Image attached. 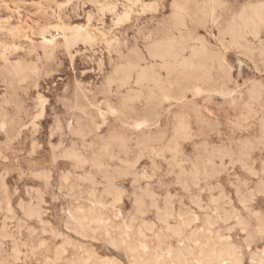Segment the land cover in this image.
Listing matches in <instances>:
<instances>
[{"label": "rangeland", "instance_id": "rangeland-1", "mask_svg": "<svg viewBox=\"0 0 264 264\" xmlns=\"http://www.w3.org/2000/svg\"><path fill=\"white\" fill-rule=\"evenodd\" d=\"M127 1H129V2L131 1V2L129 3ZM209 1L211 2V5L214 7L212 9V14H211V15H213V17H211V15L204 17L205 8L210 4ZM216 1L215 0H206V1L205 0H180V1L179 0H156V1L155 0H125V1L124 0H0V56H2V57H0V74H1L0 75V77H1L0 82L1 81L3 82V83L2 82L0 83V101H1L0 102V115H1L0 116V122L2 123V124L0 123V174H1L0 175V179H1L0 180V186H1L0 187V191H1L0 192V194H1V197H0V233L4 232L3 234H1L2 236L0 235V237H1L0 238V254H1L0 255V264H22V263H24V264H52V263L53 264H71V263L72 264H82V263L83 264H96V263L97 264H130V263H132V264H136V263L137 264H154V263L158 264L160 262H161L160 264H169L172 261H174V263L172 262L173 264H175V263L176 264H179V263L180 264H182V263L183 264H194V263L195 264H197V263L198 264H201V263L206 264V262H205L206 259L204 257L205 253L208 254V251L211 249L219 250L220 248L218 246H220L221 249H223V250L229 249L231 252L234 253L235 256L238 255L237 256V261H238L237 264H255V263L256 264H264V224H263L264 223V190L262 188V186L264 187V182H263L264 181L263 180L264 179V164L262 165V163H264V147H263L264 146V138H263L264 137V134H263L264 133V123H263L264 122V113H263L264 112V105H263V103H264V95H263L264 94V88H263L264 87V66H263L264 60L263 59H264V57H262V56H264V54H263L264 45H262V44H264V25H263L264 23L260 24V26L258 25L256 27L257 30L255 29L254 31H252V33L250 32V33L243 34V38H244L243 40L244 41L242 39H240V42L238 41L237 43H235L231 39L230 35H228L227 31H226V29L229 25L228 23H231V21L233 22L235 19H237V21H238V18L234 19V16L238 17L239 14L242 12V9L244 10V9L249 8L250 6H252V7L254 6V7H259V8L261 7L262 8L261 10L264 12V2H263L264 0H227V1L226 0H220V1L216 0ZM258 1H261V2L259 3ZM195 2L200 3V4H197V3L195 4ZM214 2L216 3L215 5H214ZM219 2H220V4H218ZM232 2H233V5L231 4ZM256 2H257V4H256ZM148 3L150 5H148ZM171 3H172V6H170ZM176 3L182 4L185 8L184 11L182 12L183 18L181 17L183 22L179 26H175V22H174L175 15L177 13V10H176L177 4ZM235 3H237V5H235ZM243 3H244V5H243ZM250 4H252V5H250ZM143 5H145V6H143ZM219 5H221L220 8H219ZM242 6H244V7H242ZM103 7H105V10ZM120 7L121 8L123 7V8L121 9ZM215 7H217V8H215ZM148 8L151 10H149ZM154 8L156 9V11ZM227 8L229 9V11ZM123 9H125L126 11ZM171 9L173 12H171ZM215 9H217V10L215 11ZM106 10L108 13L106 12ZM197 10H198V12H197ZM231 10H232V13H231ZM119 11H121V12H119ZM101 12H102V14H101ZM109 12H111V13H109ZM199 12L203 13V14L200 13V14H202V16H199L200 15ZM114 13H115V15H114ZM141 13L142 14L144 13V14L142 15ZM183 13H185V15H183ZM188 13H190V14H188ZM140 14H141V16H140ZM169 15H171V17H169ZM228 15H230V16H228ZM194 17L197 19H195ZM159 18H161V19H159ZM97 19H98L99 23L97 22ZM151 19L154 23L151 21ZM169 19H172V20H169ZM163 20H164V22H163ZM206 20H207V22H205ZM113 21H115V22H113ZM201 21H204V22H202L204 24H202ZM220 21H221V23H220ZM150 22H152V23H150ZM158 23H159V25H157ZM169 23H171V24H169ZM197 23H199V24H197ZM160 24H161V26H160ZM183 24H184V27H183ZM191 24H193L194 26ZM141 25H143V26H141ZM52 26H54V27H52ZM85 26H87V27H85ZM180 26H182V27H180ZM215 26H217V27H215ZM162 27H164V28H162ZM203 27H204V29H203ZM59 28H62L63 30L62 29L60 30ZM144 28H146L147 30ZM174 28H175V30H174ZM220 28H222V29H220ZM148 29L150 30L149 32L151 34H149ZM185 29H186V31H185ZM193 29H195V31ZM223 29H224V31H222ZM97 30L100 33L97 32ZM125 31H127V32H125ZM162 31L164 32V34H162ZM166 31H168V32L166 33ZM101 32L103 34L105 33V35H101L102 34ZM120 33H121V35H120ZM124 33H126V34H124ZM142 33H143L144 37H143ZM219 33H221V34H219ZM195 34L198 35L200 37V39H198V36H195ZM217 34H219V35H217ZM246 34H249V35H246ZM255 34H257L258 36ZM50 35L52 36V38ZM88 35H90V37ZM164 35L166 37H168V36L172 37L173 36L177 39H182L188 43L189 47H192L193 45L194 46L197 45L196 47H199L200 43H201L207 49V51H210V54L213 57V60L214 59L215 60L213 62H205L204 63L203 60H200L201 57H197V58L195 57V59H194V56L191 54L190 49H187L184 52L185 55H183L182 58L186 59L188 62H191L193 64L194 68L193 69H187L182 74V72H179L180 70L177 66H173L174 70L172 69L173 71H170V73L172 72L171 76H170V74H168L169 72L166 73L165 70L161 67L162 63L159 60H153V59L150 60L151 58L150 57L148 58V51L146 53V50L153 43L161 41V39L165 38ZM178 35L181 38H179ZM188 35H190V36H188ZM56 36H58V37H56ZM64 36H66V37H64ZM105 36H107V37H105ZM116 36H117V38H115ZM194 36H195V38H194ZM226 36H228V37H226ZM62 37L65 40L62 39ZM93 37L94 38L96 37V38L94 39ZM190 37H192V38H190ZM187 39H189V41ZM32 40H33V42H32ZM66 40H67V42H66ZM123 40H125V41H123ZM230 40L233 42H231ZM51 41L53 43H51ZM198 41H199V43H198ZM226 41H227V44H226ZM108 42L111 44H109ZM189 42H191V43H189ZM230 42H231V44L233 43L235 49L233 48V45L231 46L230 44H228ZM238 44H239V46H235ZM1 45H3V46H1ZM4 45L7 47H5ZM66 45H68V46H66ZM114 45H115V47H114ZM228 45L231 47L229 48ZM240 45H241V47H240ZM254 46H257V47H254ZM3 47H5V48H3ZM109 47H111V48L109 49ZM144 47H146L147 49ZM50 48H52V49H50ZM67 48H68V50H67ZM134 48H135V50H133ZM228 48H229V51H228ZM244 48H246V50H244ZM107 49L110 50V52ZM129 50H131L132 53H130ZM212 50H213V52H212ZM230 50H231V52H230ZM250 50L252 51V53L250 52ZM134 51H136L135 52L136 54H134ZM13 52L16 54H14ZM223 52H224V55H223ZM2 53H5V54L2 55ZM8 53L10 54L11 58H10V56H8L9 55ZM11 53H13L14 55ZM127 53H128V55H127ZM141 53H143V54H141ZM213 53H215V54H213ZM17 54H19V55H17ZM121 54H122V56H121ZM123 54H125L126 56ZM235 54H237V55H235ZM253 55L254 56L256 55L255 59H254ZM258 55H260V56H258ZM4 56L5 57L8 56L9 58L7 57V59H6V58H4ZM39 56H40V58H39ZM251 56H252V58H251ZM127 57H128V59H127ZM215 57H217V60ZM137 58L141 59V63H140L141 68L142 69L147 68V69L143 70L147 73V75L151 74V71L153 73H157L156 80H158L159 82H157V81L153 82L150 80L148 81V79H146V81L138 82V79H136L137 75L135 74V72L131 73L130 77L125 82H122L119 79L118 74H117V70L125 67L127 62L130 59H137ZM142 58H144L143 59L144 62H142ZM235 58H237V59H235ZM249 59H251V61ZM5 60H6V62L8 61L7 65H6ZM19 60H20V62H19ZM218 60H219V62H218ZM99 61H101V62H99ZM197 61H199V62H197ZM238 61H239V63H238ZM17 62H19L18 65H17ZM35 62H36V64H35ZM258 62H260V63H258ZM10 63H12L13 66L10 65ZM121 63L123 65L125 63L126 64L123 66ZM153 63H154V65H153ZM200 63L204 64L203 69H197L196 70L197 66ZM116 65H119V66H116ZM3 66H4V68H3ZM11 66H12V68H11ZM18 66H19V68H18ZM217 66H218V68H217ZM261 66H262V68H261ZM209 67H210V70L207 69ZM220 67H221V71H220ZM239 67H241L240 68L241 70L239 69ZM150 68H152V69H150ZM226 68H229L230 70L226 69ZM6 69H8L9 72L6 71ZM34 69H36V70H34ZM212 69H213V71H211ZM224 69H226V70H224ZM1 71H3V72H1ZM197 71H199V72H197ZM207 71H208V74H206ZM184 73H185V75H184ZM203 73H205V75ZM23 74H25V76ZM167 74H168V76H166ZM200 74L202 75V77ZM5 75L7 78L5 77ZM14 75H16V77H14ZM182 75H184L186 77L184 78ZM188 75H190V77H193V78L189 79ZM207 75L208 76L211 75L210 76L211 78L208 77ZM21 76H23V78H26V76H27L28 78H26V80L24 79V81H23V78ZM176 76H178V79ZM205 76H206V78H205ZM226 76L229 78H227ZM13 77L15 79H13ZM165 77H166V79H165ZM106 78H108L109 80H107ZM195 78H196V81L194 80ZM17 79L20 81H18ZM110 79L112 81H110ZM182 79L183 80L185 79L186 81L185 80L183 81ZM188 79H189V81H187ZM210 79H211V81H209ZM237 79H238V81H237ZM180 80H182L183 82ZM6 81H8L9 83ZM16 81H17V83H16ZM103 81H105V82H103ZM235 81H237V82H235ZM4 82H6V83H4ZM189 82H191L193 85ZM215 82H216V84H215ZM249 82H251V83H249ZM253 82L258 83V84H256L257 86ZM259 82H260V85H259ZM262 82H263V84H262ZM28 83L30 84V87H32V88L29 87ZM31 83H34V84H31ZM135 83H137V84H135ZM151 83H154V84L152 85ZM156 83H158V84H156ZM159 83H160V85H159ZM173 83H175L176 85ZM183 83H184V86H182ZM208 83L209 84L211 83L210 84L211 86ZM223 83L225 84V86L226 85L227 86L224 87ZM180 84H182V85H180ZM194 84H196V86ZM7 85H9V86H7ZM99 85H100V87H99ZM136 85H138L139 87ZM11 86L13 88L15 87L16 89L14 88L15 89L14 90ZM21 86H25V88L21 87ZM140 86L143 87V89H140ZM144 86H145V88H144ZM202 86H204V88ZM252 86H255L256 88L252 89V88H254ZM183 87H184V89H182ZM2 88H4V89H2ZM153 88L157 89V90H154ZM191 88H192V90H191ZM12 89H13V91H12ZM18 89L20 92L18 91ZM87 89H88V91H86ZM103 89L105 91H103ZM133 89L136 91H134ZM193 89H194V91H193ZM209 89H210V91H209ZM212 89H214V90L217 89V90H215L216 91L215 92ZM258 89L259 90L261 89V90L259 91ZM10 90H11V92H10ZM106 90L109 91L110 93L107 92ZM129 90H131V91H129ZM151 90H153V91H151ZM175 90L177 91V93ZM179 90L181 92H179ZM219 90L221 91V93L219 92ZM230 90L232 91L231 92L232 95L229 93ZM251 90L252 91L254 90L253 93ZM92 91H94V92H92ZM150 91L153 93H151ZM16 92H18V93H16ZM161 92L162 93L164 92L165 95H164V93L162 94ZM167 92L169 94H167ZM185 92H186V95L184 94ZM193 92L197 93V95H195V93H193ZM254 92H255V94H254ZM14 93H15V95H14ZM125 93H127V94H125ZM190 93H192L193 95ZM259 93H260V96H259ZM261 93H263V94H261ZM17 94L19 96L18 97L19 100L17 99V96H16ZM151 94L154 95L155 97L152 96ZM219 94H222V95L220 96ZM226 94H228V95H226ZM229 94L231 96H229ZM248 94L249 95L253 94V95L249 96ZM105 95H107V96H105ZM130 95H132V96H130ZM223 95L226 97H224ZM9 96H11L12 98ZM13 96H16V97H13ZM182 96H183V98H182ZM61 97H63V98H61ZM114 97H116L117 99ZM120 97H123V98H120ZM127 97H128V100H126ZM139 97H141V98H139ZM146 97H147V99H146ZM178 97H179V99H178ZM14 98H16V99H14ZM105 98H106V100H105ZM118 98H120V99L118 100ZM160 98L162 100H160ZM12 99H14V101ZM36 99H38V102ZM45 99H47V100H45ZM69 99L72 101V103H70L71 101ZM88 99H89V101H88ZM172 99H174V100L172 101ZM15 100H17V101H15ZM44 100H45V102H44ZM108 100H109V102H108ZM129 100H131L130 101L131 103H129ZM178 100H180V101H178ZM32 101H34V102L32 103ZM117 101H118V103H117ZM122 101H123V103H122ZM149 101L150 102L152 101V102L148 103ZM160 101H161V103H160ZM247 101H248V103H246ZM19 102L21 103V105ZM76 102H77V104H76ZM83 102H85V103H83ZM153 102L155 104L156 103L157 104L153 105ZM7 103H8V105H7ZM47 103H49V104H47ZM106 103H108V105ZM208 103H210V104L208 105ZM258 103L260 105H258ZM40 104H41V108L39 106ZM78 104H80V106ZM129 104H130V106H129ZM168 104H170V105H168ZM250 104H253L254 106L250 105ZM3 105L6 107H4ZM82 105H85V106L82 107ZM143 105H146V106H143ZM195 105L197 108L195 107ZM204 105H205V107H203ZM249 105L254 110L252 108H250V109H252L250 111ZM86 106H88V107H86ZM107 106H108V108H107ZM155 106H157L156 109H155ZM235 106H237V107H235ZM255 106H257L259 111ZM149 107H150V110H149ZM184 107L186 108V110ZM19 108H21V110ZM87 108H89V109H87ZM217 108H219V109H217ZM262 108H263V110H261ZM141 109H142V111H140ZM196 109H197V111H195ZM34 110H36V111H34ZM125 110L127 111V113ZM164 110H166V111H164ZM219 110H220V112H219ZM5 111H6V114H5ZM145 111L147 113L149 112L150 114L149 113L147 114ZM193 111H194V113H193ZM1 112H3V113H1ZM142 112L145 114L142 115ZM152 112H154V113H152ZM180 112L182 114L187 112L188 114L187 113L184 114L183 115L184 119H182V115H180ZM196 112L198 115L196 114ZM247 112L249 113L248 115H250L251 117L246 115ZM260 112H261V114H260ZM117 113L121 114V116ZM136 113H138L139 115ZM175 113L179 116H177ZM14 114H15V116H13ZM16 114H17V116H16ZM24 114H25V116H23ZM56 114H57V116H56ZM135 114H136V116H135ZM153 114L155 115L154 118H153ZM156 114L159 115V117L156 116ZM167 114H169V115L171 114L170 118H169V115L167 116ZM35 115H37V116H35ZM131 115H133L132 118L129 117ZM146 115L149 116L148 118H151V120L147 119ZM194 115H196V116H194ZM90 116H92V117H90ZM123 116H125V117H123ZM16 117H18L17 120L20 119L22 121V123H20L21 122L20 120L17 121ZM78 118L81 119V122H80V120H78ZM126 118H128V120ZM133 118L136 120V122H135V120H133ZM167 118L169 120H167ZM173 118H174V120H173ZM179 118H181L182 121ZM129 119H131V120H129ZM146 119L148 120V122ZM177 119L180 122H178ZM199 119L203 121L202 124L200 123L202 121H200ZM253 119H255V121ZM55 120H57V121H55ZM83 120H86V121H83ZM188 120L190 121L191 124L189 123ZM195 120H196L197 124H194ZM15 121H17V122H15ZM168 121L170 123H172V125L169 124ZM258 121L260 122V124ZM86 122H89V123H86ZM134 122H135V124H134ZM176 122H177V124H176ZM181 122H183V124ZM53 123H57V124H53ZM81 123H83V124L81 125ZM85 123L89 124V125H86ZM179 123L181 124V126L183 125V127H186L188 130H186V128L184 129L183 127L181 128V126H180V128H178L179 130L176 131V128L179 127V126H177ZM19 124H21V125H19ZM35 124H38V125H35ZM139 124H141V125L138 126ZM174 124L176 125V127L174 126ZM203 124H204V126L207 125L206 127H208V128L206 129V127H204ZM214 124H216V125L213 127ZM60 125L63 127L61 128ZM209 125H210V127H209ZM1 126H4V127H1ZM81 126H82V128H80ZM87 126H89L90 128ZM165 126H167V127H165ZM15 127H16V129H15ZM55 127H56V130H54ZM72 127H73V129H72ZM169 127H170V129H168ZM190 127H192V128H190ZM211 127H213V128L211 129ZM1 128L3 129V131H1L2 130ZM9 128H10V130H9ZM49 129L51 132L48 131ZM68 129H70V130H68ZM81 129H83V130H81ZM90 129H92V130H90ZM129 130H131V131H129ZM156 130H158V132H156ZM170 130H172V132ZM52 131H53V134L51 135ZM54 131H57L58 133L54 132ZM61 131L63 132V134ZM69 131L73 134L69 133ZM173 131H175V133ZM81 132H83V134ZM188 132H189V134H188ZM5 133L8 135H6ZM144 133H146V134H144ZM156 133L159 135H157ZM176 133L177 134L179 133V134L177 135ZM182 133L185 135L182 136L183 135ZM194 133H196V134H194ZM118 134L120 137L119 136L117 137ZM160 134L163 136H161ZM180 134H181V136H179ZM56 135H57V137H56ZM87 135H89V136H87ZM130 135H131V137H130ZM172 135H174L175 138ZM186 135H188V136L190 135V136L187 137ZM126 137H128V139ZM159 137L162 139H160ZM179 137L180 138L183 137V138L180 139ZM110 138H112V139H110ZM138 138L142 139V140L139 141ZM144 138H146L145 140H147L148 145L146 144V142H144L145 141V140H143ZM155 138L156 139L159 138V139L155 141ZM118 139L120 141H118ZM148 139L151 141H149ZM75 140H77V141H75ZM111 140H112V142H111ZM184 140L186 141V143L184 142ZM255 140H257V141H255ZM68 141H70V142H68ZM113 141H114V143H113ZM170 141H172V142L170 143ZM178 141H180L181 143ZM237 141H238V145H237ZM79 142L83 143V144H80ZM94 142H96V143H94ZM121 142L123 143L125 149L123 148V145L121 144ZM101 143H103L105 145H102ZM149 143L150 144L152 143L151 144L152 146ZM162 143H165V144H162ZM209 143H211V144L209 145ZM222 143H224V144H222ZM40 144H41V146H39ZM57 144L59 146V149H58ZM94 144H95V146H94ZM96 144H99V146ZM106 144H107V146H106ZM153 144H156V145H153ZM112 145H115L116 147L114 146V148H113ZM118 145L121 147H119ZM190 145H192V146H190ZM56 146H57V148H56ZM203 146H204V149L206 151L202 148ZM252 146H254V147H252ZM53 147H55V150ZM80 147H82V148H80ZM89 147H92V148H89ZM141 147H142V149H141ZM180 147H182L183 149ZM132 148L133 149L137 148L136 149L137 151L132 150ZM147 148H148V150H147ZM149 148H151L152 150L151 149L149 150ZM164 148H165V150H164ZM50 149H52V150H50ZM99 150L101 151V153ZM138 150H139V152H138ZM162 150L165 151V153ZM179 150L181 151V153ZM115 151L116 152L118 151V153H116ZM119 151H121L120 154H119ZM221 151H223V152H221ZM92 152H94V153H92ZM144 152H145V154H144ZM147 152L148 153L150 152V154H148ZM206 152H207V154L205 156ZM174 153H175V156L173 155ZM224 153H226V154H224ZM253 153H254V155H253ZM111 154H112V157H111ZM146 154H148L150 156H148ZM169 154L172 157H170ZM212 154L213 155L215 154V155L213 156ZM237 154H239V155H237ZM65 155L67 157L68 156L69 157L66 158ZM72 155H74V157ZM75 155H76V157H75ZM116 155H119V157ZM135 155L138 157H136ZM154 155L155 156L158 155V156L154 157ZM240 155H241V157H240ZM140 156H142V157H140ZM203 156H204V159H203ZM85 157H87V158H85ZM107 157H108V159H107ZM173 157H175L174 160H173ZM183 157H185V158H183ZM211 157H212V159H211ZM80 158H83V159L81 160ZM75 159H76L77 164H75V161H74ZM78 159L81 163L79 161H77ZM149 159H152V160H149ZM122 160L124 161V163H122L123 162ZM159 160H162L163 163ZM189 160H190V162H189ZM222 160H224V161H222ZM235 160H237L238 162ZM73 161H74V163H72ZM102 161H104V162H102ZM173 161L175 162V165H174ZM82 162H83V164H85V163L89 164L90 162H93L94 164L90 163L89 165L85 164L86 166H84L82 164ZM252 162L254 164H252ZM190 163H191V165H189ZM201 163H202V165H201ZM220 163H222V164H220ZM48 164L50 165V167ZM103 164H104V166H103ZM106 164L109 166H107ZM131 164H134V167H135L134 170H132L133 166ZM208 164H210V165L208 166ZM74 165H76V166H74ZM113 165H115V166H113ZM151 165H152V168H151ZM166 165H169V166H166ZM91 166H93V167H91ZM130 166H131V170H130ZM172 166H173V168H172ZM198 166H200L199 167L200 169L198 168ZM76 167H78V168H76ZM90 167H91V169H90ZM103 167H104V169H103ZM114 167H115V169L118 168L117 172H115ZM120 167H121V171H122L121 173L119 171ZM170 167H171V169H170ZM186 167H188L190 169L188 170V168H186ZM223 167H224V169H223ZM12 168H13V170H12ZM73 168L78 169V170L75 171ZM192 168H194V169H192ZM7 169H9V170H7ZM21 169H22V171H21ZM97 169H99V170H97ZM135 169H137V173H136ZM161 169L163 172L161 171ZM163 169L164 170L166 169V170L164 171ZM222 169H223V171H222ZM244 169H246V170H244ZM39 170H41V171H39ZM84 170H87L88 172H91V173H88L87 171H84ZM30 171L32 174L30 173ZM110 171H111V174H110ZM123 171L127 174L124 175L125 173ZM127 171H129V172H127ZM112 172H113V174H112ZM131 172H132V174H131ZM213 172L217 175H215ZM261 172L263 174H261ZM49 173H50V176H49ZM80 173L81 174L83 173V174L81 175ZM103 173H104V175H103L104 177L101 176ZM186 173H187V176L189 179L187 178ZM250 173L251 174L253 173V174L250 176ZM254 173H256L257 175L258 174H260V175L257 176ZM42 174L44 176H42ZM106 174H108L109 176H107ZM133 174H135V175H133ZM195 174H196V176H199V177H196ZM198 174H200V175H198ZM69 175H70V177L73 176L72 178H74V179L70 178ZM75 175H77V176H75ZM83 175H85L86 178ZM123 175L126 178H124ZM182 175H185L186 177L185 176L183 177ZM36 176H37V178H36ZM62 176H64L65 178H63ZM94 176H95V179H94ZM242 176L245 178L242 179L243 178ZM246 176H248V177H246ZM256 176H257V178H255ZM44 177H45V179H44ZM79 177H81L82 179ZM135 177H136V179H135ZM190 177H191V179H190ZM109 178H110V180H109ZM111 178H112V180H111ZM140 178L142 180H140ZM2 179H3V181H2ZM75 179H76V181H75ZM106 179H107V181H106ZM116 179H118V180H116ZM119 179H121V180H119ZM159 179L161 180V182ZM186 179H188V181ZM68 180L71 181V184H69L70 181H68ZM235 180H237V181H235ZM111 181H114V183ZM253 181H255V182H253ZM134 182H135V185H134ZM238 182H240V183H238ZM90 183L91 184L94 183V184L92 186H90L91 185ZM99 183H101L102 186H100ZM156 183H158V184H156ZM179 183H181L182 185ZM131 184L133 185V187ZM153 184H156V185H153ZM189 184H191V185H189ZM242 184H245V185H242ZM64 185H65V187H64ZM78 185L80 187H82L83 189L80 188ZM94 185H95V187H94ZM106 185L107 186L109 185L108 188ZM122 185H124L125 187H122ZM192 185H193V187H192ZM4 186H5V188H3ZM61 186H63L65 189L63 190V187H61ZM111 186L113 188H111ZM149 186H153L154 188L149 187ZM161 186H163V187H161ZM214 186H215V188H213ZM73 187H76L74 189V191H73ZM141 187H142V189H141ZM143 187H146V188L143 189ZM219 187L220 188L223 187V188H221L222 191ZM239 187H242V189ZM134 188H135V190H133ZM181 188H182V190H181ZM184 188H186L188 191H186V189L184 190ZM258 188H260V189L262 188L261 189L262 191H260V189H258ZM34 189H36V190L38 189L37 192H35ZM77 189H79V190L77 191ZM115 189H117L118 191L116 192ZM152 189H153V191H152ZM4 190H5V192H2ZM39 190H40V192H39ZM80 190L82 191L83 194L81 193ZM105 190L108 191V194H105V193H107V191H105ZM113 190L117 194L113 193L112 192ZM201 190H204V191H201ZM212 190H213V192H212ZM246 190H248V191H246ZM251 190H252V192H251ZM258 190H259V193H261V194L258 193ZM102 191H105V193ZM125 191L127 193H125ZM131 191H132V193H131ZM146 191L148 194L145 193ZM253 191H255V192L253 193ZM38 192H39V194H38L39 196H37ZM73 192L76 194V196H75V194H73ZM150 192L152 194H150ZM3 193H5L7 196ZM118 193H121L120 197L118 196L119 195ZM139 193H140V195H139ZM157 193H159V194H157ZM124 194L126 196H124ZM145 194H146V196H145ZM162 194H163V196H162ZM185 194H187V195H185ZM42 195H44V196H42ZM53 195H55V196H53ZM71 195L75 196L77 201H74L75 199H73L74 197H72ZM133 195H134V197H132ZM138 195L141 197V200H139V201L137 200V199H140V197ZM199 195L202 197H200ZM10 196H12V197H10ZM114 196H116L117 199L119 197V199H121V200L114 199L115 198ZM135 196H137L136 197L137 199L135 198ZM146 197H147V199H146ZM221 197L226 199V200L222 199ZM79 198H81V199H79ZM82 198H83V200H82ZM192 198H194V199H192ZM206 198H208L211 201L209 202ZM216 198H217V200H215ZM152 199H154V200H152ZM105 200H106V202H105ZM157 200H159V202ZM187 200H188V202H187ZM193 200H195V201H193ZM244 200L247 202L245 203ZM112 201H114V202H112ZM171 201H173V202H171ZM189 201L191 204L189 203ZM228 201H229V203H228ZM6 202H8V204ZM41 202H42V204H41ZM117 202L119 203V206L117 205L118 204ZM197 202H198V204H197ZM29 203L31 205H29ZM103 203H105V204H103ZM138 203H140V205H138ZM220 203L223 204V206ZM239 203H241V204H239ZM89 204L91 205V207L88 206ZM122 204H124V205H122ZM173 204L175 207L173 206ZM5 207L6 208L8 207V209H6ZM10 207H13L11 209L12 211L10 210ZM101 207H104V208H101ZM133 207H134V209H133ZM181 207L184 210H182ZM22 208L25 211H27L28 208H30V210L27 211V213H28L27 216H26V213L24 212V210ZM62 208H63V210H62ZM75 208H76V210H75ZM80 208H81V211H80ZM235 208H237V209H235ZM1 209H3V210H1ZM205 209H206V211H205ZM4 210H5V212H4ZM201 210H203V211H201ZM7 211H9V212H7ZM31 211L33 213H31ZM249 211H251V212H249ZM140 212H142V214ZM189 212H190V215H189ZM192 212H193V214H192ZM232 212H235V213L233 214ZM35 213H37L36 215H38V214L39 215L35 216ZM81 213H83V215H81ZM170 213H171V215H169ZM200 213H202V214H200ZM12 214H14V215L17 214V215L14 216ZM70 214L73 217H75V216L76 217L73 218L72 216H70ZM227 214H229V215H227ZM248 214H250V215H248ZM255 214H256V216H257V214L258 215L260 214L257 217V219H259V222L256 219ZM261 214L263 215V217H261L262 216ZM30 215H31V217H30ZM209 215H211V216H209ZM231 215H233V216H231ZM203 216H204V218L202 220ZM129 217H130V219H129ZM131 217H133V218H131ZM166 217H168L169 219ZM217 217H218V219H217ZM177 218H179V219H177ZM192 218H193V220H192ZM37 219H40V220H37ZM73 219L75 221H72ZM198 219H199V221H198ZM240 219L242 221H240ZM5 220H9V221H5ZM17 220H18V222H16ZM178 220H179V222H178ZM260 220L263 223L260 222ZM40 221H41V223H40ZM44 221L47 224H45ZM129 221H131V224L129 223ZM190 221H191V223H190ZM244 221H245V224H244ZM35 222H37V223H35ZM49 222H51V223H49ZM2 223H3V226H2ZM143 223H145V224H143ZM147 223H150V224L147 225ZM180 223H181V225H180ZM87 224H89V225H87ZM166 224H167V226H166ZM203 224H205V225H203ZM258 224H261L263 227L261 225H258ZM15 225L17 226V228ZM85 225H87V226L85 227ZM107 225H109V227ZM247 225H248V227H247ZM103 226H105L106 228ZM120 226L122 228H118ZM123 226H126V227L123 229ZM182 226H184V227H182ZM200 226H202V227H200ZM80 227L83 228L84 230L83 229L81 230ZM148 227H149V229H151L150 227H152L153 229H151V230L153 232L150 231L148 229ZM170 227H171V229H168ZM260 227H262V228H260ZM96 228L98 230H96ZM165 228H167L168 230ZM221 228H223V229H221ZM37 229H38V231H37ZM72 229L75 232H72L71 231ZM34 230L36 232L33 233L32 231H34ZM199 230H201L200 231L201 235L199 234ZM205 230L207 232H204ZM251 230L254 232H251ZM29 231L31 234L29 233ZM92 231H96V232H92ZM125 231L131 232L133 234V236H131V233L129 234ZM137 231H138V234H137ZM140 231H141V233H140ZM171 231H173V232H171ZM260 231H262V232H260ZM5 232L7 235L5 234ZM47 232H48V234H47ZM220 232H222V233H220ZM255 232H257V233H255ZM143 233L146 236L147 235L148 236L146 237ZM113 234L115 236H113ZM155 234L157 237L155 236ZM227 234H228V236H226ZM253 234H255V235H253ZM5 235L8 238L10 236V238L8 239ZM37 235H39V236H37ZM134 235H135V237H134ZM249 235H251V236H249ZM153 236H155L157 239L158 238L159 239L157 240ZM182 236L184 237V239ZM208 236H209V238H208ZM246 236H247V238H246ZM253 236H254V238H253ZM255 236H257V237H255ZM260 236H262L263 238ZM90 237H93V238L91 239ZM94 237L96 239H98L99 241L98 240L96 241ZM199 237H200V239H199ZM215 237H216V239H215ZM251 237H252V240L255 242H253L251 240ZM66 238H67V240H66ZM126 238H128V239H126ZM148 238H150V239L153 238V239H151V242H150V240ZM210 238L212 240H209ZM189 239H191V240H189ZM123 240H125V241H123ZM117 241L118 242L120 241L119 242L120 244ZM122 241H123V243H121ZM206 241H207V243L209 241V244H205ZM224 241H225V244H224ZM227 241L228 242L231 241L230 242L231 244L228 243ZM107 242H108V244H107ZM113 242L114 243L116 242V243L113 244ZM130 242H131V244H130ZM156 242H158L159 245ZM190 242H192V243H190ZM61 243H63V245ZM66 243L70 244V247H68L69 245L67 246ZM111 243L113 245H111ZM139 243H141V244H139ZM194 243L197 245H195ZM211 243H213V244H211ZM183 244L185 246H183ZM234 244H237L238 246L234 245ZM246 244H247V246H246ZM144 245H146V247ZM187 245H189V247H187ZM199 245H201V248ZM222 245H224V246H222ZM225 245H227L228 247ZM240 245H241V247H240ZM248 245H250V246L248 247ZM46 246H49V247H46ZM63 246H64V249H63ZM139 246H140V248H139ZM58 247H60L61 250ZM114 247H116V248H114ZM132 247H134V248H132ZM148 248H150V249L152 248V249L150 250ZM159 248H160V250H157ZM179 248H181V249H179ZM190 248L192 251L190 250ZM202 248L203 249L205 248V249L203 250ZM62 249L63 250L66 249V250L62 251ZM84 249H86V250H84ZM163 249H165V250H163ZM178 249H179V251H178ZM198 249L199 250L201 249L200 252L203 250V252L200 254ZM129 250H131V251H129ZM168 250H169V252H168ZM184 250H186V251L184 252ZM238 250H240V251H238ZM138 251H140V252H138ZM174 251H175V253H174ZM176 251L180 254H176L177 253ZM181 251H182V254H181ZM196 251H197V253L198 252L199 253L198 254L195 253ZM86 252L88 255L85 254ZM141 252H142V254H141ZM164 252H166V253H164ZM253 252H255L256 254L258 253V254L255 256V253L253 254ZM60 253L63 255L61 256ZM14 254H16L17 259L15 258ZM169 254L173 255V258L171 256H168ZM175 254L177 255L176 256L177 258H178V255H180L181 259H183V260L181 261L180 257L177 259L175 257ZM250 254H252V256ZM73 255H75V256H73ZM160 255H162V256H160ZM199 255H201V257ZM58 256H60V257H58ZM241 256L242 257L244 256V257L241 258ZM82 257L86 261L83 260ZM106 257L108 259H106ZM111 257H113V258H111ZM131 257L134 258L135 260L132 259ZM139 257H142V259ZM147 257H149V258H147ZM12 258L15 261H13ZM50 258H51V261H50ZM114 258L117 260H115ZM158 259L160 262L158 261ZM164 259H165V261H164ZM191 259L194 261H192ZM239 259H241V260H239ZM243 259H244V262H242ZM178 260H179V262H178ZM226 260L223 261L225 264H232V263H230V261H228V260L226 261ZM56 261H57V263H56ZM92 261H95V263ZM108 261H110V262H108ZM157 261H158V263H157ZM184 261H186V263ZM223 262L220 264H224Z\"/></svg>", "mask_w": 264, "mask_h": 264}, {"label": "bare ground", "instance_id": "bare-ground-1", "mask_svg": "<svg viewBox=\"0 0 264 264\" xmlns=\"http://www.w3.org/2000/svg\"><path fill=\"white\" fill-rule=\"evenodd\" d=\"M124 1H125V0H124ZM155 1H156V0H155ZM179 1H180V0H179ZM205 1H206V0H205ZM215 1H216V0H215ZM219 1H220V0H219ZM226 1H227V0H226ZM62 2H63V1H62ZM62 2H61V3H62ZM127 2H129V1H127ZM130 2H131V1H130ZM130 2H129V3H130ZM135 2H136V1H135ZM139 2H140V1H139ZM174 2H175V1H174ZM209 2H210V1H209ZM216 2H217V1H216ZM230 2H231V1H230ZM237 2H238V1H237ZM243 2H244V1H243ZM258 2L260 3L261 1H258ZM263 2H264V1H263ZM97 3H98V2H97ZM118 3H119V2H118ZM143 3H144V2H143ZM196 3H197V2H195V4H196ZM221 3H222V2H221ZM228 3H229V2H228ZM111 4H112V3H111ZM141 4H142V3H141ZM146 4H147V3H146ZM152 4H153V3H152ZM173 4H174V3H173ZM176 4H177V5H176ZM176 4H175V5H176L177 13H176V15H175V18H174L175 20H174V22H175V26H179V25H181L182 22H183V21H182V18H183V16H182V12L184 11L185 8H184V6H183L182 4H178V3H176ZM197 4H200V3H197ZM203 4H204V3H203ZM215 4H216V3L214 2V5H215ZM218 4H220V2H219ZM231 4L233 5V2H232ZM254 4H255V3H254ZM256 4H257V2H256ZM99 5H100V4H99ZM108 5H109V4H108ZM148 5H150V4L148 3ZM169 5H170V4H169ZM175 5H174V6H175ZM221 5H222V4H221ZM221 5H219V8H220ZM235 5H237V3H235ZM243 5H244V3H243ZM250 5H252V4H250ZM109 6H110V5H109ZM112 6H113V5H112ZM122 6H123V5H122ZM125 6H126V5H125ZM143 6H145V5H143ZM146 6H147V5H146ZM170 6H172V3H171ZM227 6H228V5H227ZM229 6H230V5H229ZM245 6H246V5H245ZM152 7H153V6H152ZM152 7H151V8H152ZM156 7H157V6H156ZM217 7H218V6H217ZM217 7H215V8H217ZM234 7H235V6H234ZM240 7H241V6H240ZM242 7H244V6H242ZM103 8H104V10H105V7H103ZM103 8H102V9H103ZM106 8H107V7H106ZM114 8H115V7H114ZM120 8H121V7H120ZM122 8H123V7H122ZM122 8H121V9H122ZM124 8H125V7H124ZM129 8H130V7H129ZM145 8H146V7H145ZM157 8H158V7H157ZM199 8H200V7H199ZM213 8H214V7L211 5V2H210V4L205 8V14H204V17L211 15V14H212V9H213ZM139 9H140V8H139ZM141 9H142V8H141ZM146 9H147V8H146ZM146 9H145V10H146ZM148 9H149V8H148ZM154 9H155V8H154ZM193 9H194V8H193ZM193 9H192V10H193ZM201 9H202V8H201ZM221 9H222V8H221ZM224 9H225V8H224ZM224 9H223V10H224ZM227 9H228V8H227ZM234 9H235V8H234ZM237 9H238V8H237ZM261 9H262L261 7L259 8V7H254V6L252 7V6H250V7L247 8V9H244V10L242 9V12L239 14L238 17H235V16H234V19H235V18H238V21H237V19H235V20H234L235 22H234V21H233V22L231 21V23H228L229 21L227 20V21H228L227 23L229 24L228 27H227V29H226L227 34L230 35L231 39H232L235 43H237L238 41L240 42V39H242V40L244 39V38H243V34H245V33H250V32L252 33V31H254L258 25L260 26V24H263V23H264V12H263ZM78 10H79V9H78ZM123 10H125V9H123ZM132 10H133V9H132ZM142 10H143V9H142ZM145 10H144V11H145ZM149 10H151V9H149ZM189 10H190V9H189ZM216 10H217V9H215V11H216ZM240 10H241V9H240ZM100 11H101V10H100ZM113 11H114V10H113ZM125 11H126V10H125ZM136 11H137V10H136ZM153 11H154V10H153ZM153 11H152V12H153ZM155 11H156V9H155ZM155 11H154V12H155ZM186 11H187V10H186ZM190 11H191V10H190ZM200 11H201V10H200ZM213 11H214V10H213ZM228 11H229V9H228ZM73 12H74V11H73ZM106 12H107V10H106ZM119 12H121V11H119ZM141 12H142V11H141ZM171 12H173L172 9H171ZM197 12H198V10H197ZM197 12H196V13H197ZM218 12H219V11H218ZM222 12H223V11H222ZM99 13H100V12H99ZM107 13H108V12H107ZM109 13H111V12H109ZM116 13H117V12H116ZM127 13H128V12H127ZM200 13H202V12H199V14H200ZM224 13H225V12H224ZM227 13H228V12H227ZM231 13H232V10H231ZM238 13H239V12H238ZM101 14H102V12H101ZM117 14H118V13H117ZM133 14H134V13H133ZM137 14H138V13H137ZM141 14H142V13H141ZM141 14H140V16H141ZM143 14H144V13H143ZM143 14H142V15H143ZM186 14H187V13H186ZM188 14H190V13H188ZM199 14H198V15H199ZM202 14H203V13H202ZM202 14H200L199 16H202ZM219 14H220V13H219ZM225 14H226V13H225ZM234 14H235V13H234ZM111 15H112V14H111ZM114 15H115V13H114ZM130 15H131V14H130ZM138 15H139V14H138ZM183 15H185V13H183ZM217 15H218V14H217ZM217 15H216V16H217ZM77 16H78V15H77ZM125 16H126V15H125ZM140 16H139V17H140ZM192 16H193V15H192ZM219 16H220V15H219ZM228 16H230V15H228ZM131 17H132V16H131ZM153 17H154V16H153ZM165 17H166V16H165ZM169 17H171V15H169ZM169 17H168V18H169ZM172 17H173V16H172ZM181 17H182V18H181ZM188 17H189V16H188ZM188 17H187V18H188ZM211 17H213V15H211ZM116 18H117V17H116ZM121 18H122V17H121ZM162 18H163V17H162ZM194 18H195V17H194ZM208 18H209V17H208ZM208 18H207V19H208ZM216 18H217V17H216ZM159 19H161V18H159ZM166 19H167V18H166ZM192 19H193V18H192ZM195 19H197V18H195ZM199 19H200V18H199ZM202 19H203V18H202ZM202 19H201V20H202ZM221 19H222V18H221ZM94 20H95V19H94ZM121 20H122V19H121ZM131 20H132V19H131ZM131 20H130V21H131ZM164 20H165V19H164ZM164 20H163V22H164ZM169 20H172V19H169ZM184 20H185V19H184ZM204 20H205V19H204ZM216 20H217V19H216ZM222 20H223V19H222ZM149 21H150V20H149ZM151 21H152V19H151ZM155 21H156V20H155ZM167 21H168V20H167ZM186 21H187V20H186ZM194 21H195V20H194ZM211 21H212V20H211ZM218 21H219V20H218ZM97 22H98V19H97ZM113 22H115V21H113ZM152 22H153V21H152ZM152 22H150V23H152ZM163 22H162V23H163ZM202 22H204V21H201V23H202ZM205 22H207V20H206ZM216 22H217V21H216ZM225 22H226V21H225ZM98 23H99V22H98ZM101 23H102V22H101ZM153 23H154V22H153ZM162 23H161V24H162ZM166 23H167V22H166ZM184 23H185V22H184ZM186 23H187V22H186ZM201 23H200V24H201ZM214 23H215V22H214ZM220 23H221V21H220ZM63 24H64V23H63ZM102 24H103V23H102ZM155 24H156V23H155ZM161 24H160V26H161ZM169 24H171V23H169ZM188 24H189V23H188ZM193 24H194V23H193ZM193 24H191V25H193ZM197 24H199V23H197ZM202 24H204V23H202ZM212 24H213V23H212ZM217 24H218V23H217ZM222 24H223V23H222ZM41 25H42V24H41ZM75 25H76V24H75ZM157 25H159V23H158ZM189 25H190V24H189ZM206 25H207V24H206ZM219 25H220V24H219ZM223 25H224V24H223ZM223 25H222V26H223ZM263 25H264V24H263ZM73 26H74V25H73ZM121 26H122V25H121ZM141 26H143V25H141ZM151 26H152V25H151ZM193 26H194V25H193ZM197 26H198V25H197ZM201 26H202V25H201ZM203 26H204V25H203ZM261 26H262V25H261ZM11 27H12V26H11ZM52 27H54V26H52ZM60 27H61V26H60ZM85 27H87V26H85ZM180 27H182V26H180ZM180 27H179V28H180ZM183 27H184V24H183ZM205 27H206V26H205ZM215 27H217V26H215ZM215 27H214V28H215ZM223 27H224V26H223ZM223 27H222V28H223ZM93 28H94V27H93ZM162 28H164V27H162ZM166 28H167V27H166ZM172 28H173V27H172ZM185 28H186V27H185ZM194 28H195V27H194ZM222 28H220V29H222ZM59 29L61 30L62 28H59ZM89 29H90V28H89ZM144 29H146V28H144ZM144 29H143V30H144ZM158 29H159V28H158ZM182 29H183V28H182ZM191 29H192V28H191ZM203 29H204V27H203ZM205 29H206V28H205ZM216 29H217V28H216ZM55 30H56V29H55ZM62 30H63V29H62ZM146 30H147V29H146ZM171 30H172V29H171ZM174 30H175V28H174ZM179 30H180V29H179ZM189 30H190V29H189ZM193 30L195 31V29H193ZM256 30H257V29H256ZM56 31H57V30H56ZM85 31H86V30H85ZM140 31H141V30H140ZM144 31H145V30H144ZM149 31H150V30L148 29V32H149ZM163 31H164V30H163ZM163 31H162V34H164V32H165V31H164V32H163ZM181 31H182V30H181ZM185 31H186V29H185ZM217 31H218V30H217ZM222 31H224V29H223ZM262 31H263V30H262ZM17 32H18V31H17ZM42 32H43V31H42ZM97 32H99V31L97 30ZM108 32H109V31H108ZM125 32H127V31H125ZM146 32H147V31H146ZM167 32H168V31H166V33H167ZM175 32H176V31H175ZM178 32H179V31H178ZM7 33H8V32H7ZM99 33H100V32H99ZM101 33H102V32H101ZM122 33H123V32H122ZM157 33H158V32H157ZM180 33H181V32H180ZM187 33H188V32H187ZM195 33H196V32H195ZM221 33H222V32H221ZM221 33H219V34H221ZM256 33H257V32H256ZM260 33H261V32H260ZM41 34H42V33H41ZM124 34H126V33H124ZM149 34H151V33L149 32ZM149 34H148V35H149ZM177 34H178V33H177ZM219 34H217V35H219ZM39 35H40V34H39ZM47 35H48V34H47ZM54 35H55V34H54ZM54 35H53V36H54ZM101 35H105V33H104V34L102 33ZM112 35H113V34H112ZM120 35H121V33H120ZM122 35H123V34H122ZM142 35H143V33H142ZM156 35H157V34H156ZM180 35H181V34H180ZM191 35H192V34H191ZM246 35H249V34H246ZM255 35H257V34H255ZM2 36H3V35H2ZM25 36H26V35H25ZM41 36H42V35H41ZM50 36H51V35H50ZM60 36H61V35H60ZM60 36H59V37H60ZM88 36L90 37V35H88ZM93 36H94V35H93ZM97 36H98V35H97ZM178 36H179V35H178ZM188 36H190V35H188ZM195 36H198V35L195 34ZM195 36H194V38H195ZM257 36H258V35H257ZM56 37H58V36H56ZM64 37H66V36H64ZM74 37H75V36H74ZM89 37H88V38H89ZM91 37H92V36H91ZM98 37H99V36H98ZM105 37H107V36H105ZM108 37H109V36H108ZM130 37H131V36H130ZM143 37H144V35H143ZM154 37H155V36H154ZM160 37H161V36H160ZM164 37H165V38L161 39V41H158V42H155V43L152 42L153 44H152L151 46L149 45L150 47H149L148 49L146 48L148 45H147L146 47H144V48L147 49V50H146V53H147V51H148V58L150 57V58H151L150 60H152V59H153V60H159V61L162 63L161 67L165 70L166 73L169 72L168 74H170V76H171V73H172V72L170 73V71H173V70H174V69H173V66H177V67L179 68V70H180L179 72H182V74H183V72H185V70H187V69H193V68H194V67H193V64H192L191 62H188L186 59H183V58H182L183 55H185L184 52H185L187 49H190L191 54L194 56V59H195V57H196V58H197V57H201L200 60H203L204 63H205V62H213V61L215 60V59L213 60V57L211 56L210 51H207V49H206V48L203 46V44H201V43H200V46H199V47H196L197 45H196V46L193 45L192 47H189L188 43H187L186 41L182 40V39H177V38H175V37H173V36H172V37H171V36H170V37H169V36L166 37L165 35H164ZM186 37H187V36H186ZM192 37H193V36H192ZM192 37H190V38H192ZM226 37H228V36H226ZM51 38H52V36H51ZM93 38H94V37H93ZM95 38H96V37H95ZM95 38H94V39H95ZM109 38H110V37H109ZM115 38H117V36H116ZM121 38H122V37H121ZM134 38H135V37H134ZM141 38H142V37H141ZM161 38H162V37H161ZM179 38H181V37L179 36ZM188 38H189V37H188ZM219 38H220V37H219ZM222 38H223V37H222ZM222 38H221V39H222ZM245 38H246V37H245ZM62 39H64V38L62 37ZM84 39H85V38H84ZM99 39H100V38H99ZM105 39H106V38H105ZM110 39H111V38H110ZM136 39H137V38H136ZM158 39H159V38H158ZM158 39H157V40H158ZM198 39H200L199 36H198ZM203 39H204V38H203ZM229 39H230V38H229ZM51 40H52V39H51ZM64 40H65V39H64ZM117 40H118V39H117ZM142 40H143V39H142ZM148 40H149V39H148ZM187 40L189 41V39H187ZM192 40H193V39H192ZM218 40H219V39H218ZM222 40H223V39H222ZM250 40H251V39H250ZM30 41H31V40H30ZM45 41H46V40H45ZM84 41H85V40H84ZM93 41H94V40H93ZM103 41H104V40H103ZM114 41H115V40H114ZM114 41H113V42H114ZM119 41H120V40H119ZM119 41H118V42H119ZM123 41H125V40H123ZM134 41H135V40H134ZM199 41H200V40H199ZM199 41H198V43H199ZM219 41H220V40H219ZM224 41H225V40H224ZM227 41H228V40H227ZM227 41H226V44H227ZM230 41H231V40H230ZM233 41H231V42H233ZM243 41H244V40H243ZM251 41H252V40H251ZM32 42H33V40H32ZM66 42H67V40H66ZM68 42H69V41H68ZM120 42H121V41H120ZM195 42H196V41H195ZM228 42H229V41H228ZM231 42L228 43V44H230V45L232 46L233 43L231 44ZM259 42H260V41H259ZM51 43H53V42L51 41ZM51 43H50V44H51ZM108 43H109V42H108ZM189 43H191V42H189ZM208 43H209V42H208ZM48 44H49V43H48ZM93 44H94V43H93ZM109 44H111V43H109ZM117 44H118V43H117ZM204 44H205V43H204ZM239 44H240V43H239ZM239 44H238V45H235V46H239ZM251 44H252V43H251ZM6 45H7V44H6ZM13 45H14V44H13ZM13 45H12V46H13ZM31 45H32V44H31ZM223 45H224V44H223ZM223 45H222V46H223ZM241 45H242V44H241ZM241 45H240V47H241ZM243 45H244V44H243ZM253 45H254V44H253ZM256 45H257V44H256ZM262 45H264V44H262ZM1 46H3V45H1ZM4 46H5V45H4ZM15 46H16V45H15ZM21 46H22V45H21ZM59 46H60V45H59ZM66 46H68V45H66ZM116 46H117V45H116ZM224 46H225V45H224ZM228 46H229V45H228ZM228 46H227V47H228ZM231 46H229V48H230ZM259 46H260V45H259ZM5 47H7V46H5ZM5 47H3V48H5ZM13 47H14V46H13ZM82 47H83V46H82ZM114 47H115V45H114ZM114 47H113V48H114ZM208 47H209V46H208ZM240 47H239V48H240ZM254 47H257V46H254ZM261 47H262V46H261ZM18 48H19V47H18ZM107 48H108V47H107ZM110 48H111V47H109V49H110ZM209 48H210V47H209ZM214 48H215V47H214ZM229 48H228V51H229ZM233 48H234V45H233ZM239 48H238V49H239ZM15 49H16V48H15ZM21 49H22V48H21ZM50 49H52V48H50ZM234 49H235V48H234ZM247 49H248V48H247ZM259 49H260V48H259ZM262 49H263V48H262ZM67 50H68V48H67ZM100 50H101V49H100ZM107 50H108V49H107ZM116 50H117V49H116ZM116 50H115V51H116ZM133 50H135V48H134ZM144 50H145V49H144ZM213 50H214V49H213ZM213 50H212V52H213ZM240 50H241V49H240ZM240 50H239V51H240ZM242 50H243V49H242ZM244 50H246V48H244ZM77 51H78V50H77ZM101 51H102V50H101ZM108 51L110 52V50H108ZM126 51H127V50H126ZM215 51H216V50H215ZM223 51H224V50H223ZM232 51H233V50H232ZM258 51H259V50H258ZM262 51H263V50H262ZM6 52H7V51H6ZM79 52H80V51H79ZM113 52H114V51H113ZM127 52H128V51H127ZM129 52L132 53L131 50H129ZM135 52H136V51H134V54H136ZM218 52H219V51H218ZM230 52H231V50H230ZM250 52L252 53L251 50H250ZM13 53H14V52H13ZM13 53H11V54H13ZM80 53H81V52H80ZM220 53H221V52H220ZM233 53H234V52H233ZM238 53H239V52H238ZM242 53H243V52H242ZM244 53H245V52H244ZM254 53H255V52H254ZM261 53H262V52H261ZM3 54H5V53H2V55H3ZM8 54H9V53H8ZM14 54H16V53H14ZM14 54H13V55H14ZM110 54H111V53H110ZM114 54H115V53H114ZM119 54H120V53H119ZM137 54H138V53H137ZM141 54H143V53H141ZM189 54H190V53H189ZM213 54H215V53H213ZM226 54H227V53H226ZM240 54H241V53H240ZM263 54H264V52H263ZM17 55H19V54H17ZM38 55H39V54H38ZM115 55H116V54H115ZM123 55H125V54H123ZM127 55H128V53H127ZM138 55H139V54H138ZM223 55H224V52H223ZM235 55H237V54H235ZM244 55H245V54H244ZM250 55H251V54H250ZM8 56H10V54H9ZM8 56H7V57H8ZM121 56H122V54H121ZM125 56H126V55H125ZM142 56H143V55H142ZM188 56H189V55H188ZM240 56H241V55H240ZM253 56H254V55H253ZM255 56H256V55H255ZM255 56H254V59H255ZM258 56H260V55H258ZM0 57H2V56H0ZM7 57L4 56V58H6V59H7ZM138 57H139V56H138ZM143 57H144V56H143ZM190 57H191V56H190ZM190 57H189V58H190ZM245 57H246V56H245ZM245 57H244V58H245ZM262 57H264V56H262ZM8 58H9V57H8ZM10 58H11V56H10ZM39 58H40V56H39ZM106 58H107V57H106ZM119 58H120V57H119ZM187 58H188V57H187ZM215 58H216V60H217V57H215ZM249 58H250V57H249ZM251 58H252V56H251ZM259 58H260V57H259ZM2 59H3V58H2ZM110 59H111V58H110ZM127 59H128V57H127ZM127 59H126V60H127ZM143 59H144V58H142V62H144ZM198 59H199V58H198ZM235 59H237V58H235ZM256 59H257V58H256ZM17 60H18V59H17ZM122 60H123V59H122ZM189 60H190V59H189ZM242 60H243V59H242ZM249 60L251 61V59H249ZM252 60H253V59H252ZM263 60H264V59H263ZM59 61H60V60H59ZM59 61H58V62H59ZM195 61H196V60H195ZM223 61H224V60H223ZM239 61H240V60H239ZM239 61H238V63H239ZM254 61H255V60H254ZM257 61H258V60H257ZM257 61H256V62H257ZM5 62H6V60H5ZM7 62H8V61H7ZM7 62H6V65H7ZM19 62H20V60H19ZM19 62H17V65H18ZM30 62H31V61H30ZM99 62H101V61H99ZM99 62H98V63H99ZM123 62H124V61H123ZM148 62H149V61H148ZM193 62H194V61H193ZM197 62H199V61H197ZM215 62H216V61H215ZM218 62H219V60H218ZM218 62H217V63H218ZM262 62H263V61H262ZM3 63H4V62H3ZM140 63H141V59H139V58H137V59H130V60L127 62V64L125 63V64H126L125 67H123L125 64L123 65V64L121 63V64L123 65V66H122L123 68H120L119 70H117V74H118L119 79H120L122 82H125V81H127V79L130 77V74L133 73V72H135V74L137 75V78H136V79H138V82L146 81V79H148V81L150 80V81H153V82H156V81L159 82L158 80H156V78H157V77H156L157 73H153V72L151 71V74L147 75V73H146L145 71H143V70H145V69H147V68H143V69H142ZM221 63H222V62H221ZM258 63H260V62H258ZM263 63H264V62H263ZM263 63H262V64H263ZM4 64H5V63H4ZM20 64H21V63H20ZM35 64H36V62H35ZM35 64H34V65H35ZM61 64H62V63H61ZM195 64H196V63H195ZM215 64H216V63H215ZM215 64H214V65H215ZM218 64H219V63H218ZM218 64H217V65H218ZM226 64H227V63H226ZM253 64H254V63H253ZM256 64H257V63H256ZM8 65H9V64H8ZM10 65H12V63H10ZM10 65H9V66H10ZM97 65H98V64H97ZM101 65H102V64H101ZM153 65H154V63H153ZM153 65H152V66H153ZM158 65H159V64H158ZM12 66H13V65H12ZM12 66H11V68H12ZM15 66H16V65H15ZM103 66H104V65H103ZM109 66H110V65H109ZM116 66H119V65H116ZM120 66H121V65H120ZM150 66H151V65H150ZM194 66H195V65H194ZM207 66H208V65H207ZM245 66H246V65H245ZM253 66H254V65H253ZM255 66H256V65H255ZM259 66H260V65H259ZM263 66H264V65H263ZM23 67H24V66H23ZM36 67H37V66H36ZM154 67H155V66H154ZM203 67H204V64H203V63H202V64L200 63V64L197 66L196 70H197V69H203ZM211 67H212V66H211ZM225 67H226V66H225ZM229 67H230V66H229ZM3 68H4V66H3ZM6 68H7V67H6ZM18 68H19V66H18ZM21 68H22V67H21ZM114 68H115V67H114ZM116 68H117V67H116ZM175 68H176V67H175ZM217 68H218V66H217ZM240 68H241V67H239V69H240ZM261 68H262V66H261ZM24 69H25V68H24ZM36 69H37V68H36ZM36 69H34V70H36ZM150 69H152V68H150ZM150 69H149V70H150ZM155 69H156V68H155ZM172 69H173V70H172ZM204 69H205V68H204ZM207 69L210 70V67L207 68ZM213 69H214V68H213ZM213 69H212L211 71H213ZM226 69H229V68H226ZM226 69H224V70H226ZM232 69H233V68H232ZM17 70H18V69H17ZM34 70H33V71H34ZM175 70H176V69H175ZM205 70H206V69H205ZM229 70H230V69H229ZM240 70H241V69H240ZM256 70H257V69H256ZM6 71L9 72L8 69H6ZM13 71H14V70H13ZM18 71H19V70H18ZM22 71H23V70H22ZM46 71H47V70H46ZM220 71H221V67H220ZM1 72H3V71H1ZM11 72H12V71H11ZM147 72H148V71H147ZM179 72H178V73H179ZM197 72H199V71H197ZM216 72H217V71H216ZM16 73H17V72H16ZM176 73H177V72H176ZM221 73H222V72H221ZM225 73H226V72H225ZM259 73H260V72H259ZM4 74H5V73H4ZM12 74H13V73H12ZM31 74H32V73H31ZM110 74H111V73H110ZM168 74H167L166 76H168ZM180 74H181V73H180ZM187 74H188V73H187ZM203 74L205 75V73H203ZM206 74H208V71H207ZM209 74H210V73H209ZM219 74H220V73H219ZM0 75H1V74H0ZM6 75H7V74H6ZM6 75H5V77H6ZM21 75H22V74H21ZM23 75L25 76V74H23ZM159 75H160V74H159ZM173 75H174V74H173ZM176 75H177V74H176ZM184 75H185V73H184ZM184 75H182V76L185 78L186 76H184ZM192 75H193V74H192ZM200 75H201V74H200ZM215 75H216V74H215ZM217 75H218V74H217ZM220 75H221V74H220ZM222 75H223V74H222ZM107 76H108V75H107ZM109 76H110V75H109ZM160 76H161V75H160ZM162 76H163V75H162ZM170 76H169V77H170ZM188 76H189V77H188L189 79L193 78V77H190V75H188ZM207 76H208V75H207ZM210 76H211V75H210ZM210 76H208V77H210ZM228 76H229V75H228ZM14 77H16V75H14ZM14 77H13V79H15ZM21 77L23 78V76H21ZM176 77H177V79H178V76H176ZM194 77H195V76H194ZM196 77H197V76H196ZM201 77H202V75H201ZM214 77H215V76H214ZM217 77H218V76H217ZM224 77H225V76H224ZM224 77H223V78H224ZM226 77H227V76H226ZM229 77H230V76H229ZM229 77H227V78H229ZM6 78H7V77H6ZM11 78H12V77H11ZM26 78H28V77L26 76ZM26 78H23V81H24V79L26 80ZM29 78H30V77H29ZM158 78H159V77H158ZM181 78H182V77H181ZM205 78H206V76H205ZM205 78H204V79H205ZM210 78H211V77H210ZM0 79H1V77H0ZM106 79L109 80L108 78H106ZM163 79H164V78H163ZM165 79H166V77H165ZM173 79H174V78H173ZM189 79H188L187 81H189ZM207 79H208V78H207ZM2 80H3V79H2ZM10 80H11V79H10ZM10 80H9V81H10ZM17 80H18V79H17ZM33 80H34V79H33ZM33 80H32V81H33ZM182 80H183V79H182ZM182 80H180V81H182ZM184 80H185V79H184ZM184 80H183V81H184ZM194 80L196 81V78H195ZM199 80H200V79H199ZM212 80H213V79H212ZM221 80H222V79H221ZM254 80H255V79H254ZM3 81H4V80H3ZM18 81H20V80H18ZM21 81H22V80H21ZM23 81H22V82H23ZM110 81H112V80L110 79ZM121 81H120V82H121ZM160 81H161V80H160ZM163 81H164V80H163ZM168 81H169V80H168ZM174 81H175V80H174ZM183 81H182V82H183ZM185 81H186V80H185ZM190 81H191V80H190ZM201 81H202V80H201ZM204 81H205V80H204ZM209 81H211V79H210ZM219 81H220V80H219ZM237 81H238V79H237ZM237 81H235V82H237ZM244 81H245V80H244ZM261 81H262V80H261ZM261 81H260V82H261ZM1 82H2V81H1ZM1 82H0V83H1ZM6 82H8V81H6ZM6 82H4V83H6ZM26 82H27V81H26ZM100 82H101V81H100ZM103 82H105V81H103ZM113 82H114V81H113ZM177 82H178V81H177ZM182 82H181V83H182ZM193 82H194V81H193ZM197 82H198V81H197ZM199 82H200V81H199ZM205 82H206V81H205ZM227 82H228V81H227ZM260 82H259V85H260ZM2 83H3V82H2ZM8 83H9V82H8ZM16 83H17V81H16ZM75 83H76V82H75ZM78 83H79V82H78ZM163 83H164V82H163ZM163 83H162V84H163ZM186 83H187V82H186ZM189 83H191V82H189ZM203 83H204V82H203ZM213 83H214V82H213ZM213 83H212V84H213ZM217 83H218V82H217ZM245 83H246V82H245ZM249 83H251V82H249ZM253 83H255V82H253ZM28 84H29V83H28ZM31 84H34V83H31ZM80 84H81V83H80ZM113 84H114V83H113ZM124 84H125V83H124ZM135 84H137V83H135ZM142 84H143V83H142ZM151 84L153 85L154 83H151ZM156 84H158V83H156ZM156 84H155V85H156ZM165 84H166V83H165ZM165 84H164V85H165ZM169 84H170V83H169ZM173 84H175V83H173ZM178 84H179V83H178ZM178 84H177V85H178ZM187 84H188V83H187ZM191 84H192V83H191ZM199 84H200V83H199ZM208 84H209V83H208ZM208 84H207V85H208ZM210 84H211V83H210ZM210 84H209V85H210ZM215 84H216V82H215ZM223 84H224V83H223ZM256 84H258V83H255V85H256ZM262 84H263V82H262ZM2 85H3V84H2ZM5 85H6V84H5ZM19 85H20V84H19ZM86 85H87V84H86ZM102 85H103V84H102ZM130 85H131V84H130ZM159 85H160V83H159ZM175 85H176V84H175ZM180 85H182V84H180ZM185 85H186V84H185ZM192 85H193V84H192ZM194 85L196 86V84H194ZM200 85H201V84H200ZM229 85H230V84H229ZM246 85H247V84H246ZM7 86H9V85H7ZM7 86H6V87H7ZM32 86H33V85H32ZM37 86H38V85H37ZM104 86H105V85H104ZM136 86H138V85H136ZM166 86H167V85H166ZM178 86H179V85H178ZM182 86H184V83H183ZM210 86H211V85H210ZM217 86H218V85H217ZM226 86H227V85H226ZM226 86H225V84H224V87H226ZM256 86H257V85H256ZM11 87H12V86H11ZM21 87H24V88H25V86H21ZM21 87H20V88H21ZM29 87H30V84H29ZM38 87H39V86H38ZM65 87H66V86H65ZM75 87H76V86H75ZM99 87H100V85H99ZM138 87H139V86H138ZM146 87H147V86H146ZM185 87H186V86H185ZM200 87H201V86H200ZM202 87L204 88V86H202ZM212 87H213V86H212ZM214 87H215V86H214ZM250 87H251V86H250ZM252 87H254V88H252V89H255V88H256L255 86H252ZM261 87H262V86H261ZM12 88H13V87H12ZM14 88H15V87H14ZM14 88H13V89H14ZM30 88H32V87H30ZM85 88H86V87H85ZM103 88H104V87H103ZM144 88H145V86H144ZM147 88H148V87H147ZM179 88H180V87H179ZM179 88H178V89H179ZM192 88H193V87H192ZM192 88H191V90H192ZM263 88H264V87H263ZM2 89H4V88H2ZM10 89H11V88H10ZM13 89H12V91H13ZM15 89H16V88H15ZM15 89H14V90H15ZM21 89H22V88H21ZM37 89H38V88H37ZM93 89H94V88H93ZM96 89H97V88H96ZM99 89H100V88H99ZM101 89H102V88H101ZM140 89H143V87L140 86ZM153 89H154V88H153ZM158 89H159V88H158ZM174 89H175V88H174ZM182 89H184V87H183ZM205 89H206V88H205ZM217 89H218V88H217ZM217 89H215V90H217ZM226 89H227V88H226ZM226 89H225V90H226ZM249 89H250V88H249ZM261 89H262V88H261ZM261 89H260V90H261ZM7 90H8V89H7ZM22 90H23V89H22ZM82 90H83V89H82ZM110 90H111V89H110ZM133 90H134V89H133ZM133 90H132V91H133ZM154 90H157V89H154ZM163 90H164V89H163ZM172 90H173V89H172ZM176 90H177V89H176ZM176 90H175V91H176ZM212 90H214V89H212ZM215 90H214V91H215ZM223 90H224V89H223ZM258 90H259V89H258ZM260 90H259V91H260ZM5 91H6V90H5ZM8 91H9V90H8ZM18 91H19V89H18ZM26 91H27V90H26ZM26 91H25V92H26ZM68 91H69V90H68ZM75 91H76V90H75ZM79 91H80V90H79ZM86 91H88V89H87ZM103 91H105V90L103 89ZM106 91H107V90H106ZM129 91H131V90H129ZM134 91H136V90H134ZM151 91H153V90H151ZM151 91H150V92H151ZM189 91H190V90H189ZM193 91H194V89H193ZM209 91H210V89H209ZM251 91H252V90H251ZM253 91H254V90H253ZM253 91H252V93H253ZM10 92H11V90H10ZM19 92H20V91H19ZM28 92H29V91H28ZM66 92H67V91H66ZM76 92H77V91H76ZM92 92H94V91H92ZM98 92H99V91H98ZM107 92H109V91H107ZM117 92H118V91H117ZM138 92H139V91H138ZM142 92H143V91H142ZM171 92H172V91H171ZM171 92H170V93H171ZM179 92H181V91L179 90ZM187 92H188V91H187ZM215 92H216V91H215ZM219 92L221 93L220 90H219ZM231 92H232V91L230 90L229 93L231 94ZM12 93H13V92H12ZM16 93H18V92H16ZM89 93H90V92H89ZM109 93H110V92H109ZM129 93H130V92H129ZM139 93H140V92H139ZM151 93H153V92H151ZM156 93H157V92H156ZM161 93H162V92H161ZM163 93H164V92H163ZM163 93H162V94H163ZM173 93H174V92H173ZM176 93H177V91H176ZM193 93H195V92H193ZM200 93H201V92H200ZM205 93H206V92H205ZM217 93H218V92H217ZM99 94H100V93H99ZM107 94H108V93H107ZM118 94H119V93H118ZM120 94H121V93H120ZM125 94H127V93H125ZM134 94H135V93H134ZM140 94H141V93H140ZM149 94H150V93H149ZM167 94H169V93L167 92ZM184 94L186 95V92H185ZM190 94H192V93H190ZM202 94H203V93H202ZM230 94H229V96L232 95V94H231V95H230ZM254 94H255V92H254ZM261 94H263V93H261ZM14 95H15V93H14ZM27 95H28V94H27ZM37 95H38V94H37ZM74 95H75V94H74ZM90 95H91V94H90ZM109 95H110V94H109ZM109 95H108V96H109ZM135 95H136V94H135ZM135 95H134V96H135ZM143 95H144V94H143ZM151 95H152V94H151ZM155 95H156V94H155ZM158 95H159V94H158ZM164 95H165V93H164ZM181 95H182V94H181ZM192 95H193V94H192ZM195 95H197V93H195ZM219 95L221 96L222 94H219ZM226 95H228V94H226ZM248 95H249V94H248ZM251 95H253V94H251ZM251 95H249V96H251ZM263 95H264V94H263ZM263 95H262V96H263ZM3 96H4V95H3ZM7 96H8V95H7ZM16 96H17V99H18V97H19L18 94H17ZM16 96H13V97H16ZM75 96H76V95H75ZM85 96H86V95H85ZM94 96H95V95H94ZM101 96H102V95H101ZM105 96H107V95H105ZM121 96H122V95H121ZM123 96H124V95H123ZM128 96H129V95H128ZM130 96H132V95H130ZM147 96H148V95H147ZM152 96H154V95H152ZM223 96H224V95H223ZM223 96H222V97H223ZM257 96H258V95H257ZM259 96H260V93H259ZM9 97H11V96H9ZM76 97H77V96H76ZM87 97H88V96H87ZM90 97H91V96H90ZM154 97H155V96H154ZM169 97H170V96H169ZM185 97H186V96H185ZM224 97H226V96H224ZM252 97H253V96H252ZM252 97H251V98H252ZM254 97H255V96H254ZM11 98H12V97H11ZM11 98H10V99H11ZM61 98H63V97H61ZM64 98H65V97H64ZM114 98H116V97H114ZM120 98H123V97H120ZM120 98H118V100H119ZM133 98H134V97H133ZM139 98H141V97H139ZM142 98H143V97H142ZM148 98H149V97H148ZM150 98H151V97H150ZM152 98H153V97H152ZM182 98H183V96H182ZM251 98H250V99H251ZM259 98H260V97H259ZM261 98H262V97H261ZM2 99H3V98H2ZM14 99H16V98H14ZM14 99H12V100L14 101ZM31 99H32V98H31ZM33 99H34V98H33ZM66 99H67V98H66ZM66 99H65V100H66ZM77 99H78V98H77ZM91 99H92V98H91ZM91 99H90V100H91ZM95 99H96V98H95ZM97 99H98V98H97ZM108 99H109V98H108ZM112 99H113V98H112ZM116 99H117V98H116ZM130 99H131V98H130ZM134 99H135V98H134ZM146 99H147V97H146ZM154 99H155V98H154ZM178 99H179V97H178ZM230 99H231V98H230ZM250 99H249V100H250ZM6 100H7V99H6ZM12 100H11V101H12ZM18 100H19V99H18ZM36 100H37V102H38V99H36ZM39 100H40V99H39ZM45 100H47V99H45ZM45 100H44V102H45ZM63 100H64V99H63ZM69 100H70V99H69ZM100 100H101V99H100ZM105 100H106V98H105ZM126 100H128V97H127ZM132 100H133V99H132ZM137 100H138V99H137ZM137 100H136V101H137ZM157 100H158V99H157ZM160 100H162V99L160 98ZM170 100H171V99H170ZM173 100H174V99H172V101H173ZM182 100H183V99H182ZM7 101H8V100H7ZM15 101H17V100H15ZM22 101H23V100H22ZM66 101H67V100H66ZM70 101H71V100H70ZM78 101H79V100H78ZM88 101H89V99H88ZM92 101H93V100H92ZM97 101H98V100H97ZM130 101H131V100H129V103H131ZM134 101H135V100H134ZM147 101H148V100H147ZM178 101H180V100H178ZM258 101H259V100H258ZM0 102H1V101H0ZM5 102H6V101H5ZM33 102H34V101H32V103H33ZM68 102H69V101H68ZM100 102H101V101H100ZM108 102H109V100H108ZM119 102H120V101H119ZM139 102H140V101H139ZM145 102H146V101H145ZM151 102H152V101H151ZM151 102L149 101L148 103H151ZM154 102H155V101H154ZM154 102H153V105L155 104ZM156 102H157V101H156ZM163 102H164V101H163ZM168 102H169V101H168ZM256 102H257V101H256ZM19 103H20V102H19ZM24 103H25V102H24ZM70 103H72V101H71ZM78 103H79V102H78ZM83 103H85V102H83ZM87 103H88V102H87ZM111 103H112V102H111ZM117 103H118V101H117ZM122 103H123V101H122ZM127 103H128V102H127ZM132 103H133V102H132ZM143 103H144V102H143ZM148 103H147V104H148ZM157 103H158V102H157ZM157 103H156V104H157ZM160 103H161V101H160ZM177 103H178V102H177ZM202 103H203V102H202ZM233 103H234V102H233ZM246 103H248V101H247ZM249 103H250V102H249ZM261 103H262V102H261ZM4 104H5V103H4ZM17 104H18V103H17ZM25 104H26V103H25ZM41 104H42V103H41ZM41 104L39 105L40 108H41ZM47 104H49V103H47ZM74 104H75V103H74ZM76 104H77V102H76ZM80 104H81V103H80ZM80 104H78V105L80 106ZM95 104H96V103H95ZM106 104L108 105V103H106ZM115 104H116V103H115ZM124 104H125V103H124ZM156 104H155V105H156ZM206 104H207V103H206ZM209 104H210V103H208V105H209ZM7 105H8V103H7ZM18 105H19V104H18ZM20 105H21V103H20ZM20 105H19V106H20ZM32 105H33V104H32ZM37 105H38V104H37ZM64 105H65V104H64ZM72 105H73V104H72ZM103 105H104V104H103ZM118 105H119V104H118ZM120 105H121V104H120ZM148 105H149V104H148ZM153 105H152V106H153ZM168 105H170V104H168ZM174 105H175V104H174ZM250 105H253V104H250ZM250 105H249V110L251 111L253 108L250 107ZM258 105H260V104L258 103ZM258 105H257V106H258ZM263 105H264V103H263ZM3 106H4V105H3ZM13 106H14V105H13ZM25 106H26V105H25ZM68 106H69V105H68ZM76 106H77V105H76ZM84 106H85V105H82V107H84ZM129 106H130V104H129ZM143 106H146V105H143ZM199 106H200V105H199ZM253 106H254V105H253ZM257 106H255V107L257 108ZM4 107H6V106H4ZM15 107H16V106H15ZM26 107H27V106H26ZM33 107H34V106H33ZM70 107H71V106H70ZM86 107H88V106H86ZM93 107H94V106H93ZM123 107H124V106H123ZM153 107H154V106H153ZM156 107H157V106H155V109H156ZM195 107H196V105H195ZM201 107H202V106H201ZM203 107H205V105H204ZM221 107H222V106H221ZM235 107H237V106H235ZM245 107H246V106H245ZM245 107H244V108H245ZM2 108H3V107H2ZM38 108H39V107H38ZM74 108H75V107H74ZM107 108H108V106H107ZM184 108H185V107H184ZM191 108H192V107H191ZM191 108H190V109H191ZM196 108H197V107H196ZM250 108H252V109H250ZM260 108H261V107H260ZM19 109L21 110V108H19ZM81 109H82V108H81ZM85 109H86V108H85ZM87 109H89V108H87ZM96 109H97V108H96ZM130 109H131V108H130ZM139 109H140V108H139ZM153 109H154V108H153ZM163 109H164V108H163ZM163 109H162V110H163ZM182 109H183V108H182ZM188 109H189V108H188ZM192 109H193V108H192ZM217 109H219V108H217ZM257 109H258V108H257ZM22 110H23V109H22ZM24 110H25V109H24ZM28 110H29V109H28ZM83 110H84V109H83ZM99 110H100V109H99ZM149 110H150V107H149ZM185 110H186V108H185ZM203 110H204V109H203ZM206 110H207V109H206ZM253 110H254V109H253ZM255 110H256V109H255ZM261 110H263V108H262ZM2 111H3V110H2ZM26 111H27V110H26ZM34 111H36V110H34ZM100 111H101V110H100ZM109 111H110V110H109ZM125 111H126V110H125ZM129 111H130V110H129ZM135 111H136V110H135ZM140 111H142V109H141ZM164 111H166V110H164ZM189 111H190V110H189ZM195 111H197V109H196ZM241 111H242V110H241ZM246 111H247V110H246ZM256 111H257V110H256ZM258 111H259V109H258ZM37 112H38V111H37ZM123 112H124V111H123ZM145 112H146V111H145ZM172 112H173V111H172ZM174 112H175V111H174ZM190 112H191V111H190ZM219 112H220V110H219ZM243 112H244V111H243ZM254 112H255V111H254ZM261 112H262V111H261ZM261 112H260V114H261ZM1 113H3V112H1ZM16 113H17V112H16ZM24 113H25V112H24ZM66 113H67V112H66ZM124 113H125V112H124ZM124 113H123V114H124ZM126 113H127V111H126ZM139 113H140V112H139ZM146 113H147V112H146ZM148 113H149V112H148ZM148 113H147V114H148ZM152 113H154V112H152ZM162 113H163V112H162ZM167 113H168V112H167ZM177 113H178V112H177ZM186 113H187V112H186ZM186 113H184V114H186ZM193 113H194V111H193ZM193 113H192V114H193ZM198 113H199V112H198ZM257 113H258V112H257ZM263 113H264V112H263ZM5 114H6V111H5ZM25 114H26V113H25ZM25 114H24L23 116H25ZM37 114H38V113H37ZM42 114H43V113H42ZM82 114H83V113H82ZM117 114H119V113H117ZM129 114H130V113H129ZM129 114H128V115H129ZM136 114H138V113H136ZM136 114H135V116H136ZM143 114H145V113L142 112V115H143ZM149 114H150V113H149ZM175 114H176V113H175ZM184 114H182V113L180 112V115H182V119H184V118H183V115H184ZM187 114H188V113H187ZM196 114H197V112H196ZM199 114H200V113H199ZM248 114H249V113L247 112L246 115H248ZM3 115H4V114H3ZM31 115H32V114H31ZM119 115L121 116V114H119ZM124 115H125V114H124ZM138 115H139V114H138ZM168 115H169V114H167V116H168ZM172 115H173V114H172ZM176 115H177V114H176ZM176 115H175V116H176ZM189 115H190V114H189ZM197 115H198V114H197ZM255 115H256V114H255ZM0 116H1V115H0ZM13 116H15V114H14ZM16 116H17V114H16ZM35 116H37V115H35ZM56 116H57V114H56ZM111 116H112V115H111ZM132 116H133V115H131V116H129V117L132 118ZM140 116H141V115H140ZM151 116H152V115H151ZM154 116H155V115L153 114V118H154ZM156 116L159 117V115H157V114H156ZM170 116H171V114L169 115V118H170ZM177 116H179V115H177ZM194 116H196V115H194ZM244 116H245V115H244ZM248 116H250V115H248ZM256 116H257V115H256ZM262 116H263V115H262ZM2 117H3V116H2ZM33 117H34V116H33ZM72 117H73V116H72ZM75 117H76V116H75ZM80 117H81V116H80ZM80 117H79V118H80ZM87 117H88V116H87ZM90 117H92V116H90ZM123 117H125V116H123ZM146 117H147V119L151 120V118H148L149 116L146 115ZM236 117H237V116H236ZM240 117H241V116H240ZM250 117H251V116H250ZM252 117H253V116H252ZM3 118H4V117H3ZM13 118H14V117H13ZM17 118H18V117H16V120H17ZM36 118H37V117H36ZM39 118H40V117H39ZM79 118H78V120H80V122H81V119H79ZM115 118H116V117H115ZM162 118H163V117H162ZM174 118H175V117H174ZM174 118H173V120H174ZM177 118H178V117H177ZM259 118H260V117H259ZM261 118H262V117H261ZM54 119H55V118H54ZM92 119H93V118H92ZM126 119L128 120V118H126ZM147 119H146V120H147ZM159 119H160V118H159ZM179 119L181 120V118H179ZM185 119H186V118H185ZM187 119H188V118H187ZM202 119H203V118H202ZM247 119H248V118H247ZM250 119H251V118H250ZM19 120H20V119H18L17 121H19ZM22 120H23V119H22ZM117 120H118V119H117ZM127 120H126V121H127ZM129 120H131V119H129ZM133 120H135V119L133 118ZM140 120H141V119H140ZM167 120H169V119L167 118ZM177 120H178V119H177ZM177 120H176V121H177ZM199 120H200V119H199ZM243 120H244V119H243ZM253 120L255 121V119H253ZM258 120H259V119H258ZM260 120H261V119H260ZM17 121H15V122H17ZM20 121H21V120H20ZM55 121H57V120H55ZM83 121H86V120H83ZM152 121H153V120H152ZM181 121H182V120H181ZM188 121H189V120H188ZM200 121H202V120H200ZM53 122H54V121H53ZM59 122H60V121H59ZM135 122H136V120H135ZM135 122H134V124H135ZM147 122H148V120H147ZM158 122H159V121H158ZM168 122H169V121H168ZM178 122H180V121L178 120ZM185 122H186V121H185ZM194 122H195L194 124H197V123H196V120H195ZM248 122H249V121H248ZM248 122H247V123H248ZM258 122H259V121H258ZM0 123H1V122H0ZM11 123H12V122H11ZM20 123H22V121H21ZM32 123H33V122H32ZM32 123H31V124H32ZM60 123H61V122H60ZM77 123H78V122H77ZM86 123H89V122H86ZM86 123H85V124H86ZM123 123H124V122H123ZM152 123H153V122H152ZM154 123H155V122H154ZM181 123L183 124V122H181ZM189 123H190V121H189ZM200 123L202 124L203 121L200 122ZM207 123H208V122H207ZM226 123H227V122H226ZM256 123H257V122H256ZM263 123H264V122H263ZM1 124H2V123H1ZM14 124H15V123H14ZM53 124H57V123H53ZM82 124H83V123H81V125H82ZM169 124L172 125V123H170V122H169ZM176 124H177V122H176ZM179 124H180V123H179ZM179 124L177 125V126H179V127L176 128V131L179 130L178 128H180V126H181V124H180V125H179ZM185 124H186V123H185ZM190 124H191V123H190ZM194 124H193V125H194ZM259 124H260V122H259ZM15 125H16V124H15ZM19 125H21V124H19ZM35 125H38V124H35ZM75 125H76V124H75ZM77 125H78V124H77ZM86 125H89V124H86ZM131 125H132V124H131ZM140 125H141V124H139L138 126H140ZM143 125H144V124H143ZM145 125H146V124H145ZM147 125H148V124H147ZM186 125H187V124H186ZM198 125H199V124H198ZM198 125H197V126H198ZM210 125H211V124H210ZM210 125H209V127H210ZM215 125H216V124H214L213 127H214ZM262 125H263V124H262ZM39 126H40V125H39ZM50 126H51V125H50ZM60 126H61V125H60ZM69 126H70V125H69ZM71 126H72V125H71ZM125 126H126V125H125ZM174 126L176 127L175 124H174ZM184 126H185V125H184ZM203 126H204V124H203ZM203 126H202V127H203ZM206 126H207V125H206ZM206 126H204V127H206ZM256 126H257V125H256ZM1 127H4V126H1ZM5 127H6V126H5ZM11 127H12V126H11ZM57 127H58V126H57ZM62 127H63V126H61V128H62ZM77 127H78V126H77ZM87 127H89V126H87ZM120 127H121V126H120ZM165 127H167V126H165ZM182 127H183V125L181 126V128H182ZM188 127H189V126H188ZM204 127H203V128H204ZM213 127H211V129H212ZM228 127H229V126H228ZM254 127H255V126H254ZM260 127H261V126H260ZM80 128H82V126H81ZM80 128H79V129H80ZM89 128H90V127H89ZM145 128H146V127H145ZM150 128H151V127H150ZM171 128H172V127H171ZM183 128L185 129L186 127H183ZM190 128H192V127H190ZM203 128H202V129H203ZM207 128H208V127H206V129H207ZM217 128H218V127H217ZM1 129H2V128H1ZM15 129H16V127H15ZM18 129H19V128H18ZM72 129H73V127H72ZM87 129H88V128H87ZM119 129H120V128H119ZM168 129H170V127H169ZM173 129H174V128H173ZM184 129H183V130H184ZM198 129H199V128H198ZM202 129H201V130H202ZM227 129H228V128H227ZM5 130H6V129H5ZM9 130H10V128H9ZM19 130H20V129H19ZM19 130H18V131H19ZM54 130H56V127H55ZM68 130H70V129H68ZM81 130H83V129H81ZM88 130H89V129H88ZM90 130H92V129H90ZM163 130H164V129H163ZM166 130H167V129H166ZM174 130H175V129H174ZM181 130H182V129H181ZM186 130H188V129L186 128ZM203 130H204V129H203ZM213 130H214V129H213ZM217 130H218V129H217ZM1 131H3V129H2ZM30 131H31V130H30ZM30 131H29V132H30ZM39 131H40V130H39ZM48 131H50V129H49ZM62 131H63V130H62ZM62 131H61V132H62ZM77 131H78V130H77ZM129 131H131V130H129ZM170 131L172 132V130H170ZM184 131H185V130H184ZM210 131H211V130H210ZM214 131H215V130H214ZM259 131H260V130H259ZM33 132H34V131H33ZM50 132H51V131H50ZM54 132H57V131H54ZM149 132H150V131H149ZM149 132H148V133H149ZM156 132H158V130H156ZM159 132H160V131H159ZM165 132H166V131H165ZM173 132L175 133V131H173ZM182 132H183V131H182ZM201 132H202V131H201ZM227 132H228V131H227ZM6 133H7V132H6ZM6 133H5V134H6ZM12 133H13V132H12ZM14 133H15V132H14ZM57 133H58V132H57ZM69 133H71V132L69 131ZM81 133L83 134V132H81ZM153 133H154V132H153ZM166 133H167V132H166ZM190 133H191V132H190ZM261 133H262V132H261ZM261 133H260V134H261ZM9 134H10V133H9ZM17 134H18V133H17ZM19 134H20V133H19ZM30 134H31V133H30ZM33 134H34V133H33ZM52 134H53V131H52L51 135H52ZM62 134H63V132H62ZM64 134H65V133H64ZM71 134H73V133H71ZM71 134H70V135H71ZM87 134H88V133H87ZM89 134H90V133H89ZM119 134H120V133H119ZM119 134L117 135V137L119 136ZM140 134H141V133H140ZM144 134H146V133H144ZM156 134H157V133H156ZM176 134H177V133H176ZM178 134H179V133H178ZM178 134H177V135H178ZM182 134H183V133H182ZM188 134H189V132H188ZM192 134H193V133H192ZM194 134H196V133H194ZM199 134H200V133H199ZM204 134H205V133H204ZM263 134H264V133H263ZM263 134H262V135H263ZM6 135H8V134H6ZM6 135H5V136H6ZM84 135H85V134H84ZM90 135H91V134H90ZM112 135H113V134H112ZM120 135H121V134H120ZM148 135H149V134H148ZM154 135H155V134H154ZM157 135H159V134H157ZM160 135H161V134H160ZM165 135H166V134H165ZM184 135H185V134H183L182 136H184ZM201 135H202V134H201ZM9 136H10V135H9ZM9 136H8V137H9ZM17 136H18V135H17ZM63 136H64V135H63ZM67 136H68V135H67ZM73 136H74V135H73ZM87 136H89V135H87ZM110 136H111V135H110ZM122 136H123V135H122ZM124 136H125V135H124ZM132 136H133V135H132ZM139 136H140V135H139ZM152 136H153V135H152ZM161 136H163V135H161ZM172 136L175 138L174 135H172ZM179 136H181V134H180ZM186 136L189 137L190 135H189V136L186 135ZM197 136H198V135H197ZM199 136H200V135H199ZM203 136H204V135H203ZM52 137H53V136H52ZM56 137H57V135H56ZM58 137H59V136H58ZM60 137H61V136H60ZM78 137H79V136H78ZM81 137H82V136H81ZM81 137H80V138H81ZM107 137H108V136H107ZM111 137H112V136H111ZM119 137H120V136H119ZM130 137H131V135H130ZM137 137H138V136H137ZM142 137H143V136H142ZM142 137H141V138H142ZM150 137H151V136H150ZM204 137H205V136H204ZM80 138H79V139H80ZM93 138H94V137H93ZM97 138H98V137H97ZM104 138H105V137H104ZM126 138L128 139V137H126ZM135 138H136V137H135ZM148 138H149V137H148ZM159 138H160V137H159ZM159 138H158V139H159ZM164 138H165V137H164ZM171 138H172V137H171ZM171 138H170V139H171ZM177 138H178V137H177ZM179 138H180V137H179ZM181 138H183V137H181ZM181 138H180V139H181ZM184 138H185V137H184ZM200 138H201V137H200ZM200 138H199V139H200ZM259 138H260V137H259ZM263 138H264V137H263ZM263 138H262V139H263ZM11 139H12V138H11ZM57 139H58V138H57ZM106 139H107V138H106ZM110 139H112V138H110ZM113 139H114V138H113ZM119 139H120V138H119ZM119 139H118V141L121 140V139H120V140H119ZM124 139H125V138H124ZM127 139H126V140H127ZM145 139H146V138H144L143 140H145ZM150 139H151V138H150ZM158 139L155 138V141L158 140ZM160 139H162V138H160ZM186 139H187V138H186ZM195 139H196V138H195ZM260 139H261V138H260ZM59 140H60V139H59ZM92 140H93V139H92ZM94 140H95V139H94ZM97 140H98V139H97ZM138 140L140 141V140H142V139H139V138H138ZM148 140H149V139H148ZM182 140H183V139H182ZM182 140H181V141H182ZM190 140H191V139H190ZM192 140H193V139H192ZM202 140H203V139H202ZM244 140H245V139H244ZM30 141H31V140H30ZM75 141H77V140H75ZM79 141H80V140H79ZM81 141H82V140H81ZM107 141H108V140H107ZM115 141H116V140H115ZM124 141H125V140H124ZM136 141H137V140H136ZM139 141H138V142H139ZM149 141H151V140H149ZM153 141H154V140H153ZM161 141H162V140H161ZM187 141H188V140H187ZM252 141H253V140H252ZM255 141H257V140H255ZM260 141H261V140H260ZM11 142H12V141H11ZM68 142H70V141H68ZM111 142H112V140H111ZM116 142H117V141H116ZM122 142H123V141H122ZM122 142H121V144L123 145L124 142H123V143H122ZM142 142H143V141H142ZM144 142H146V144H147V140H145ZM163 142H164V141H163ZM171 142H172V141H170V143H171ZM178 142H180V141H178ZM184 142L186 143L185 140H184ZM189 142H190V141H189ZM193 142H194V141H193ZM71 143H72V142H71ZM79 143H80V142H79ZM94 143H96V142H94ZM98 143H99V142H98ZM103 143H104V142H103ZM103 143H101V144H102V145H105V144H103ZM106 143H107V142H106ZM113 143H114V141H113ZM133 143H134V142H133ZM135 143H136V142H135ZM152 143H153V142H152ZM152 143H151V144H152ZM166 143H167V142H166ZM180 143H181V142H180ZM182 143H183V142H182ZM203 143H204V142H203ZM33 144H34V143H33ZM37 144H38V143H37ZM65 144H66V143H65ZM76 144H77V143H76ZM80 144H83V143H80ZM91 144H92V143H91ZM110 144H111V143H110ZM115 144H116V143H115ZM136 144H137V143H136ZM142 144H143V143H142ZM149 144H150V143H149ZM151 144H150V145H151ZM162 144H165V143H162ZM168 144H169V143H168ZM210 144H211V143H209V145H210ZM220 144H221V143H220ZM222 144H224V143H222ZM255 144H256V143H255ZM87 145H88V144H87ZM96 145L99 146V144H96ZM127 145H128V144H127ZM143 145H144V144H143ZM147 145H148V144H147ZM153 145H156V144H153ZM157 145H158V144H157ZM160 145H161V144H160ZM237 145H238V141H237ZM260 145H261V144H260ZM39 146H41V144H40ZM57 146H58V144H57ZM57 146H56V148H57ZM61 146H62V145H61ZM61 146H60V147H61ZM72 146H73V145H72ZM82 146H83V145H82ZM84 146H85V145H84ZM94 146H95V144H94ZM100 146H101V145H100ZM106 146H107V144H106ZM106 146H105V147H106ZM112 146H113V148H114L115 145H112ZM118 146H119V145H118ZM144 146H145V145H144ZM151 146H152V145H151ZM170 146H171V145H170ZM176 146H177V145H176ZM190 146H192V145H190ZM234 146H235V145H234ZM244 146H245V145H244ZM254 146H255V145H254ZM254 146H252V147H254ZM86 147H87V146H86ZM115 147H116V146H115ZM119 147H121V146H119ZM129 147H130V146H129ZM135 147H136V146H135ZM160 147H161V146H160ZM173 147H174V146H173ZM205 147H206V146H205ZM231 147H232V146H231ZM249 147H250V146H249ZM263 147H264V146H263ZM53 148H54V150H55V147H53ZM67 148H68V147H67ZM71 148H72V147H71ZM80 148H82V147H80ZM89 148H92V147H89ZM98 148H99V147H98ZM100 148H101V147H100ZM123 148H124V145H123ZM174 148H175V147H174ZM180 148H182V147H180ZM197 148H198V147H197ZM202 148L204 149V146H203ZM255 148H256V147H255ZM255 148H254V149H255ZM257 148H258V147H257ZM58 149H59V146H58ZM58 149H57V150H58ZM65 149H66V148H65ZM76 149H77V148H76ZM105 149H106V148H105ZM111 149H112V148H111ZM115 149H116V148H115ZM119 149H120V148H119ZM124 149H125V148H124ZM136 149H137V148H136ZM136 149H133V148H132V150H136ZM138 149H139V148H138ZM141 149H142V147H141ZM150 149H151V148H149V150H150ZM182 149H183V148H182ZM199 149H200V148H199ZM206 149H207V148H206ZM223 149H224V148H223ZM230 149H231V148H230ZM242 149H243V148H242ZM50 150H52V149H50ZM84 150H85V149H84ZM90 150H91V149H90ZM93 150H94V149H93ZM95 150H96V149H95ZM97 150H98V149H97ZM102 150H103V149H102ZM106 150H107V149H106ZM117 150H118V149H117ZM127 150H128V149H127ZM147 150H148V148H147ZM151 150H152V149H151ZM158 150H159V149H158ZM160 150H161V149H160ZM164 150H165V148H164ZM201 150H202V149H201ZM204 150H205V149H204ZM207 150H208V149H207ZM247 150H248V149H247ZM58 151H59V150H58ZM58 151H57V152H58ZM60 151H61V150H60ZM88 151H89V150H88ZM99 151H100V150H99ZM129 151H130V150H129ZM129 151H128V152H129ZM136 151H137V150H136ZM162 151H163V150H162ZM168 151H169V150H168ZM171 151H172V150H171ZM175 151H176V150H175ZM179 151H180V150H179ZM182 151H183V150H182ZM205 151H206V150H205ZM237 151H238V150H237ZM261 151H262V150H261ZM51 152H52V151H51ZM63 152H64V151H63ZM67 152H68V151H67ZM85 152H86V151H85ZM89 152H90V151H89ZM102 152H103V151H102ZM108 152H109V151H108ZM115 152H116V151H115ZM120 152H121V151H119V154H120ZM124 152H125V151H124ZM138 152H139V150H138ZM145 152H146V151H145ZM145 152H144V154H145ZM158 152H159V151H158ZM163 152L165 153V151H163ZM169 152H170V151H169ZM218 152H219V151H218ZM221 152H223V151H221ZM259 152H260V151H259ZM53 153H54V152H53ZM75 153H76V152H75ZM79 153H80V152H79ZM81 153H82V152H81ZM90 153H91V152H90ZM92 153H94V152H92ZM95 153H96V152H95ZM100 153H101V151H100ZM103 153H104V152H103ZM113 153H114V152H113ZM116 153H118V151H117ZM129 153H130V152H129ZM147 153H148V152H147ZM167 153H168V152H167ZM172 153H173V152H172ZM172 153H171V154H172ZM180 153H181V151H180ZM197 153H198V152H197ZM197 153H196V154H197ZM226 153H227V152H226ZM226 153H224V154H226ZM72 154H73V153H72ZM82 154H83V153H82ZM96 154H97V153H96ZM98 154H99V153H98ZM114 154H115V153H114ZM114 154H113V155H114ZM121 154H122V153H121ZM125 154H126V153H125ZM134 154H135V153H134ZM139 154H140V153H139ZM142 154H143V153H142ZM148 154H150V152H149ZM148 154H146V155H148ZM154 154H155V153H154ZM161 154H162V153H161ZM191 154H192V153H191ZM206 154H207V152L205 153V156H206ZM100 155H101V154H100ZM137 155H138V154H137ZM159 155H160V154H159ZM166 155H167V154H166ZM169 155H170V154H169ZM173 155L175 156V153H174ZM180 155H181V154H180ZM184 155H185V154H184ZM188 155H189V154H188ZM202 155H203V154H202ZM210 155H211V154H210ZM210 155H209V156H210ZM212 155H213V154H212ZM214 155H215V154H214ZM214 155H213V156H214ZM237 155H239V154H237ZM253 155H254V153H253ZM3 156H4V155H3ZM55 156H56V155H55ZM55 156H54V157H55ZM61 156H62V155H61ZM65 156H66V155H65ZM65 156H64V157H65ZM72 156L74 157V155H72ZM98 156H99V155H98ZM103 156H104V155H103ZM116 156L119 157V155H116ZM122 156H123V155H122ZM135 156H136V155H135ZM144 156H145V155H144ZM148 156H150V155H148ZM148 156H147V157H148ZM157 156H158V155H157ZM157 156L154 155V157H157ZM160 156H161V155H160ZM191 156H192V155H191ZM193 156H194V155H193ZM207 156H208V155H207ZM217 156H218V155H217ZM52 157H53V156H52ZM52 157H51V158H52ZM68 157H69V156H68ZM68 157L66 156V158H68ZM73 157H72V158H73ZM75 157H76V155H75ZM111 157H112V154H111ZM125 157H126V156H125ZM136 157H138V156H136ZM140 157H142V156H140ZM154 157H153V158H154ZM170 157H172V156L170 155ZM177 157H178V156H177ZM177 157H176V158H177ZM189 157H190V156H189ZM189 157H188V158H189ZM219 157H220V156H219ZM240 157H241V155H240ZM77 158H78V157H77ZM77 158H76V159H77ZM85 158H87V157H85ZM89 158H90V157H89ZM98 158H99V157H98ZM98 158H97V159H98ZM131 158H132V157H131ZM161 158H162V157H161ZM174 158H175V157H173V160H174ZM179 158H180V157H179ZM183 158H185V157H183ZM242 158H243V157H242ZM242 158H241V159H242ZM244 158H245V157H244ZM251 158H252V157H251ZM3 159H4V158H3ZM16 159H17V158H16ZM63 159H64V158H63ZM76 159L74 160V161H75V164H77V163H76ZM80 159L82 160L83 158H80ZM102 159H103V158H102ZM107 159H108V157H107ZM120 159H121V158H120ZM129 159H130V158H129ZM133 159H134V158H133ZM142 159H143V158H142ZM142 159H141V160H142ZM144 159H145V158H144ZM168 159H169V158H168ZM192 159H193V158H192ZM203 159H204V156H203ZM211 159H212V157H211ZM227 159H228V158H227ZM54 160H55V159H54ZM56 160H57V159H56ZM86 160H87V159H86ZM86 160H85V161H86ZM93 160H94V159H93ZM109 160H110V159H109ZM149 160H152V159H149ZM217 160H218V159H217ZM232 160H233V159H232ZM7 161H8V160H7ZM74 161H73L72 163H74ZM77 161H79V159H78ZM88 161H89V160H88ZM110 161H111V160H110ZM119 161H120V160H119ZM122 161H123V160H122ZM126 161H127V160H126ZM154 161H155V160H154ZM159 161L162 162V160H159ZM159 161H158V162H159ZM177 161H178V160H177ZM197 161H198V160H197ZM220 161H221V160H220ZM222 161H224V160H222ZM235 161H237V160H235ZM257 161H258V160H257ZM262 161H263V160H262ZM54 162H55V161H54ZM79 162H80V161H79ZM102 162H104V161H102ZM107 162H108V161H107ZM120 162H121V161H120ZM131 162H132V161H131ZM148 162H149V161H148ZM170 162H171V161H170ZM173 162H174V161H173ZM173 162H172V163H173ZM189 162H190V160H189ZM211 162H212V161H211ZM237 162H238V161H237ZM80 163H81V162H80ZM90 163H93V162H90ZM90 163H89V164H90ZM122 163H124V161H123ZM122 163H121V164H122ZM129 163H130V162H129ZM138 163H139V162H138ZM152 163H153V162H152ZM152 163H151V164H152ZM162 163H163V162H162ZM180 163H181V162H180ZM248 163H249V162H248ZM261 163H262V162H261ZM82 164H83V162H82ZM82 164H81V165H82ZM85 164H86V163H85ZM85 164H83V165H84V166L89 165V164H86V165H85ZM93 164H94V163H93ZM96 164H97V163H96ZM110 164H111V163H110ZM119 164H120V163H119ZM158 164H159V163H158ZM158 164H157V165H158ZM220 164H222V163H220ZM220 164H219V165H220ZM232 164H233V163H232ZM232 164H231V165H232ZM252 164H254V163L252 162ZM263 164H264V163H262V165H263ZM48 165H49V164H48ZM54 165H55V164H54ZM83 165H82V166H83ZM106 165H107V164H106ZM123 165H124V164H123ZM125 165H126V164H125ZM131 165L133 166V169H132V170H134V168H135V167H134V164H131ZM153 165H154V164H153ZM160 165H161V164H160ZM174 165H175V162H174ZM181 165H182V164H181ZM181 165H180V166H181ZM189 165H191V163H190ZM197 165H198V164H197ZM201 165H202V163H201ZM206 165H207V164H206ZM209 165H210V164H208V166H209ZM227 165H228V164H227ZM240 165H241V164H240ZM249 165H250V164H249ZM74 166H76V165H74ZM79 166H80V165H79ZM96 166H97V165H96ZM103 166H104V164H103ZM107 166H109V165H107ZM113 166H115V165H113ZM127 166H128V165H127ZM166 166H169V165H166ZM176 166H177V165H176ZM176 166H175V167H176ZM192 166H193V165H192ZM224 166H225V165H224ZM234 166H235V165H234ZM49 167H50V165H49ZM70 167H71V166H70ZM91 167H93V166H91ZM91 167H90V169H91ZM162 167H163V166H162ZM190 167H191V166H190ZM196 167H197V166H196ZM199 167H200V166H198V168H199ZM76 168H78V167H76ZM95 168H96V167H95ZM99 168H100V167H99ZM107 168H108V167H107ZM123 168H124V167H123ZM126 168H127V167H126ZM128 168H129V167H128ZM151 168H152V165H151ZM172 168H173V166H172ZM186 168H188V167H186ZM202 168H203V167H202ZM210 168H211V167H210ZM216 168H217V167H216ZM239 168H240V167H239ZM32 169H33V168H32ZM43 169H44V168H43ZM52 169H53V168H52ZM54 169H55V168H54ZM73 169H74V168H73ZM90 169H89V170H90ZM103 169H104V167H103ZM109 169H110V168H109ZM117 169H118V168H117ZM117 169H115V167H114L115 172L118 171ZM119 169H120L119 171H120V173H121V172H122V171H121V167H120ZM154 169H155V168H154ZM156 169H157V168H156ZM159 169H160V168H159ZM168 169H169V168H168ZM168 169H167V170H168ZM170 169H171V167H170ZM179 169H180V168H179ZM179 169H178V170H179ZM181 169H182V168H181ZM189 169H190V168H188V170H189ZM192 169H194V168H192ZM199 169H200V168H199ZM207 169H208V168H207ZM219 169H220V168H219ZM223 169H224V167H223ZM223 169H222V171H223ZM246 169H247V168H246ZM246 169H244V170H246ZM262 169H263V168H262ZM4 170H5V169H4ZM7 170H9V169H7ZM12 170H13V168H12ZM35 170H36V169H35ZM74 170L76 171V170H78V169H74ZM97 170H99V169H97ZM100 170H101V169H100ZM106 170H107V169H106ZM127 170H128V169H127ZM130 170H131V166H130ZM130 170H129V171H130ZM135 170H136V173H137V169H135ZM138 170H139V169H138ZM163 170H164V169H163ZM165 170H166V169H165ZM165 170H164V171H165ZM173 170H174V169H173ZM182 170H183V169H182ZM208 170H209V169H208ZM21 171H22V169H21ZM24 171H25V170H24ZM39 171H41V170H39ZM42 171H43V170H42ZM84 171H87V170H84ZM91 171H92V170H91ZM94 171H95V170H94ZM103 171H104V170H103ZM129 171H127V172H129ZM161 171H162V169H161ZM179 171H180V170H179ZM186 171H187V170H186ZM193 171H194V170H193ZM233 171H234V170H233ZM247 171H248V170H247ZM247 171H246V172H247ZM260 171H261V170H260ZM7 172H8V171H7ZM11 172H12V171H11ZM28 172H29V171H28ZM46 172H47V171H46ZM87 172H88V171H87ZM106 172H107V171H106ZM113 172H114V171H113ZM113 172H112V174H113ZM115 172H114V173H115ZM123 172H124V171H123ZM162 172H163V171H162ZM176 172H177V171H176ZM184 172H185V171H184ZM9 173H10V172H9ZM19 173H20V172H19ZM30 173H31V171H30ZM30 173H29V174H30ZM43 173H44V172H43ZM88 173H91V172H88ZM104 173H105V172H104ZM104 173L101 175L102 177H104V176H103ZM108 173H109V172H108ZM124 173H125V172H124ZM151 173H152V172H151ZM155 173H156V172H155ZM158 173H159V172H158ZM167 173H168V172H167ZM193 173H194V172H193ZM196 173H197V172H196ZM202 173H203V172H202ZM213 173H214V172H213ZM223 173H224V172H223ZM23 174H24V173H23ZM31 174H32V173H31ZM40 174H41V173H40ZM63 174H64V173H63ZM65 174H66V173H65ZM80 174H81V173H80ZM82 174H83V173H82ZM82 174H81V175H82ZM86 174H87V173H86ZM95 174H96V173H95ZM100 174H101V173H100ZM110 174H111V171H110ZM115 174H116V173H115ZM126 174H127V173H125L124 175H126ZM131 174H132V172H131ZM175 174H176V173H175ZM190 174H191V173H190ZM190 174H189V175H190ZM214 174H215V173H214ZM226 174H227V173H226ZM252 174H253V173H252ZM252 174L250 173V176H251ZM254 174H256V173H254ZM261 174H263V173L261 172ZM0 175H1V174H0ZM18 175H19V174H18ZM60 175H61V174H60ZM73 175H74V174H73ZM93 175H94V174H93ZM106 175L109 176L108 174H106ZM106 175H105V176H106ZM116 175H117V174H116ZM124 175H123V176H124ZM133 175H135V174H133ZM191 175H192V174H191ZM198 175H200V174H198ZM210 175H211V174H210ZM215 175H217V174H215ZM234 175H235V174H234ZM238 175H239V174H238ZM256 175H257V174H256ZM258 175H260V174H258ZM258 175H257V176H258ZM19 176H20V175H19ZM29 176H30V175H29ZM38 176H39V175H38ZM42 176H44V175L42 174ZM47 176H48V175H47ZM49 176H50V173H49ZM75 176H77V175H75ZM83 176L85 177V175H83ZM86 176H87V175H86ZM89 176H90V175H89ZM99 176H100V175H99ZM111 176H112V175H111ZM111 176H110V177H111ZM128 176H129V175H128ZM131 176H132V175H131ZM138 176H139V175H138ZM170 176H171V175H170ZM173 176H174V175H173ZM182 176L184 177L185 175H182ZM186 176H187V173H186ZM186 176H185V177H186ZM195 176H196V174H195ZM207 176H208V175H207ZM257 176H256L255 178H257ZM5 177H6V176H5ZM40 177H41V176H40ZM60 177H61V176H60ZM62 177L65 178L64 176H62ZM69 177H70V175H69ZM72 177H73V176H72ZM72 177H70V178H72ZM97 177H98V176H97ZM116 177H117V176H116ZM153 177H154V176H153ZM180 177H181V176H180ZM196 177H199V176H196ZM242 177H243V176H242ZM246 177H248V176H246ZM259 177H260V176H259ZM259 177H258V178H259ZM1 178H2V177H1ZM36 178H37V176H36ZM63 178H62V179H63ZM79 178H81V177H79ZM85 178H86V177H85ZM106 178H107V177H106ZM117 178H118V177H117ZM124 178H126V177L124 176ZM133 178H134V177H133ZM151 178H152V177H151ZM167 178H168V177H167ZM187 178H188V176H187ZM215 178H216V177H215ZM217 178H218V177H217ZM229 178H230V177H229ZM244 178H245V177H243L242 179H244ZM260 178H261V177H260ZM3 179H4V178H3ZM3 179H2V181H3ZM40 179H41V178H40ZM44 179H45V177H44ZM72 179H74V178H72ZM81 179H82V178H81ZM91 179H92V178H91ZM94 179H95V176H94ZM103 179H104V178H103ZM114 179H115V178H114ZM135 179H136V177H135ZM137 179H138V178H137ZM145 179H146V178H145ZM160 179H161V178H160ZM160 179H159V180H160ZM176 179H177V178H176ZM188 179H189V178H188ZM188 179H186V180L188 181ZM190 179H191V177H190ZM200 179H201V178H200ZM202 179H203V178H202ZM206 179H207V178H206ZM238 179H239V178H238ZM0 180H1V179H0ZM36 180H37V179H36ZM101 180H102V179H101ZM109 180H110V178H109ZM111 180H112V178H111ZM116 180H118V179H116ZM116 180H115V181H116ZM119 180H121V179H119ZM140 180H142V179L140 178ZM148 180H149V179H148ZM173 180H174V179H173ZM173 180H172V181H173ZM194 180H195V179H194ZM214 180H215V179H214ZM261 180H262V179H261ZM263 180H264V179H263ZM263 180H262V181H263ZM38 181H39V180H38ZM42 181H43V180H42ZM63 181H64V180H63ZM68 181H70V180H68ZM75 181H76V179H75ZM80 181H81V180H80ZM80 181H79V182H80ZM87 181H88V180H87ZM89 181H90V180H89ZM92 181H93V180H92ZM103 181H104V180H103ZM106 181H107V179H106ZM122 181H123V180H122ZM134 181H135V180H134ZM138 181H139V180H138ZM153 181H154V180H153ZM211 181H212V180H211ZM235 181H237V180H235ZM235 181H234V182H235ZM238 181H239V180H238ZM59 182H60V181H59ZM66 182H67V181H66ZM90 182H91V181H90ZM111 182L114 183V181H111ZM111 182H110V183H111ZM116 182H117V181H116ZM156 182H157V181H156ZM160 182H161V180H160ZM182 182H183V181H182ZM193 182H194V181H193ZM205 182H206V181H205ZM232 182H233V181H232ZM253 182H255V181H253ZM263 182H264V181H263ZM263 182H262V183H263ZM3 183H4V182H3ZM67 183H68V182H67ZM107 183H108V182H107ZM154 183H155V182H154ZM188 183H189V182H188ZM206 183H207V182H206ZM215 183H216V182H215ZM238 183H240V182H238ZM241 183H242V182H241ZM248 183H249V182H248ZM69 184H71V181H70ZM90 184H91V183H90ZM93 184H94V183H93ZM93 184H91L90 186H92ZM99 184H100V186H102L101 183H99ZM111 184H112V183H111ZM139 184H140V183H139ZM148 184H149V183H148ZM156 184H158V183H156ZM156 184H153V185H156ZM161 184H162V183H161ZM165 184H166V183H165ZM179 184H181V183H179ZM193 184H194V183H193ZM197 184H198V183H197ZM245 184H246V183H245ZM245 184H242V185H245ZM251 184H252V183H251ZM44 185H45V184H44ZM44 185H43V186H44ZM112 185H113V184H112ZM131 185H132V184H131ZM134 185H135V182H134ZM149 185H150V184H149ZM181 185H182V184H181ZM189 185H191V184H189ZM261 185H262V184H261ZM48 186H49V185H48ZM66 186H67V185H66ZM75 186H76V185H75ZM78 186H79V185H78ZM82 186H83V185H82ZM86 186H87V185H86ZM97 186H98V185H97ZM106 186H107V185H106ZM108 186H109V185H108ZM108 186H107V188H108ZM139 186H140V185H139ZM163 186H164V185H163ZM163 186H161V187H163ZM170 186H171V185H170ZM176 186H177V185H176ZM202 186H203V185H202ZM229 186H230V185H229ZM256 186H257V185H256ZM256 186H255V187H256ZM0 187H1V186H0ZM52 187H53V186H52ZM61 187H63V186H61ZM64 187H65V185H64ZM64 187H63V190L65 189ZM79 187H80V186H79ZM88 187H89V186H88ZM94 187H95V185H94ZM104 187H105V186H104ZM117 187H118V186H117ZM122 187H125V186L122 185ZM132 187H133V185H132ZM134 187H135V186H134ZM146 187H147V186H146ZM146 187H143V189L146 188ZM149 187H153V186H149ZM155 187H156V186H155ZM189 187H190V186H189ZM192 187H193V185H192ZM210 187H211V186H210ZM217 187H218V186H217ZM3 188H5V186H4ZM54 188H55V187H54ZM75 188H76V187H73V191H74ZM77 188H78V187H77ZM80 188H82V187H80ZM80 188H79V189H80ZM109 188H110V187H109ZM111 188H113V187L111 186ZM114 188H115V187H114ZM153 188H154V187H153ZM168 188H169V187H168ZM201 188H202V187H201ZM211 188H212V187H211ZM213 188H215V186H214ZM219 188H220V187H219ZM221 188H223V187H221ZM221 188H220V189H221ZM239 188L242 189V187H239ZM256 188H257V187H256ZM262 188H263V190H264V187H263V186H262ZM262 188H261V189H262ZM61 189H62V188H61ZM67 189H68V188H67ZM79 189H77V191H78ZM82 189H83V188H82ZM136 189H137V188H136ZM141 189H142V187H141ZM158 189H159V188H158ZM185 189H186V188H184V190H185ZM191 189H192V188H191ZM199 189H200V188H199ZM217 189H218V188H217ZM224 189H225V188H224ZM258 189H260V188H258ZM261 189H260V191H262ZM1 190H2V189H1ZM34 190H35V192H37L38 189H37V190L34 189ZM95 190H96V189H95ZM97 190H98V189H97ZM107 190H108V189H107ZM107 190H105V191H107ZM109 190H110V189H109ZM115 190H116V192L118 191L117 189H115ZM120 190H121V189H120ZM122 190H123V189H122ZM124 190H125V189H124ZM133 190H135V188H134ZM147 190H148V189H147ZM165 190H166V189H165ZM181 190H182V188H181ZM254 190H255V189H254ZM7 191H8V190H7ZM80 191H81V190H80ZM105 191H102V192L105 193ZM148 191H149V190H148ZM152 191H153V189H152ZM161 191H162V190H161ZM168 191H169V190H168ZM186 191H188V190L186 189ZM201 191H204V190H201ZM217 191H218V190H217ZM221 191H222V189H221ZM242 191H243V190H242ZM246 191H248V190H246ZM256 191H257V190H256ZM0 192H1V191H0ZM2 192H5V190L2 191ZM29 192H30V191H29ZM32 192H33V191H32ZM39 192H40V190H39ZM39 192L37 193V196H39V195H38ZM85 192H86V191H85ZM110 192H111V191H110ZM112 192L115 193L114 190H113ZM123 192H124V191H123ZM139 192H140V191H139ZM154 192H155V191H154ZM162 192H163V191H162ZM165 192H166V191H165ZM165 192H164V193H165ZM181 192H182V191H181ZM212 192H213V190H212ZM237 192H238V191H237ZM251 192H252V190H251ZM254 192H255V191H253V193H254ZM30 193H31V192H30ZM30 193H29V194H30ZM33 193H34V192H33ZM42 193H43V192H42ZM69 193H70V192H69ZM81 193H82V191H81ZM125 193H127V192L125 191ZM131 193H132V191H131ZM145 193H147V191H146ZM166 193H167V192H166ZM185 193H186V192H185ZM195 193H196V192H195ZM199 193H200V192H199ZM245 193H246V192H245ZM248 193H249V192H248ZM258 193H259V190H258ZM258 193H257V194H258ZM262 193H263V192H262ZM3 194H5V193H3ZM9 194H10V193H9ZM73 194H75V193L73 192ZM82 194H83V193H82ZM87 194H88V193H87ZM105 194H108V191H107V193H105ZM105 194H104V195H105ZM115 194H117V193H115ZM118 194H119L118 196L120 197V194H121V193H118ZM122 194H123V193H122ZM128 194H129V193H128ZM137 194H138V193H137ZM147 194H148V193H147ZM150 194H152V193L150 192ZM157 194H159V193H157ZM176 194H177V193H176ZM181 194H182V193H181ZM187 194H188V193H187ZM187 194H185V195H187ZM251 194H252V193H251ZM259 194H261V193H259ZM5 195H6V194H5ZM10 195H11V194H10ZM27 195H28V194H27ZM84 195H85V194H84ZM113 195H114V194H113ZM139 195H140V193H139ZM139 195H138V196H139ZM182 195H183V194H182ZM182 195H181V196H182ZM189 195H190V194H189ZM189 195H188V196H189ZM208 195H209V194H208ZM222 195H223V194H222ZM249 195H250V194H249ZM6 196H7V195H6ZM12 196H13V195H12ZM12 196H10V197H12ZM29 196H30V195H29ZM42 196H44V195H42ZM42 196H41V197H42ZM53 196H55V195H53ZM71 196L74 197V198H73V199H75L74 201H77L76 198H75L76 194H75V196H73V195H71ZM80 196H81V195H80ZM91 196H92V195H91ZM124 196H126V195L124 194ZM145 196H146V194H145ZM152 196H153V195H152ZM152 196H151V197H152ZM162 196H163V194H162ZM175 196H176V195H175ZM199 196H200V195H199ZM242 196H243V195H242ZM245 196H246V195H245ZM253 196H254V195H253ZM0 197H1V194H0ZM49 197H50V196H49ZM65 197H66V196H65ZM68 197H69V196H68ZM93 197H94V196H93ZM114 197H115L114 199H116V200L119 199V197H118V199L116 198V196H114ZM129 197H130V196H129ZM132 197H134V195H133ZM136 197H137V196H135V198H136ZM139 197H140V196H139ZM200 197H202V196H200ZM216 197H217V196H216ZM227 197H228V196H227ZM29 198H30V197H29ZM39 198H40V197H39ZM54 198H55V197H54ZM77 198H78V197H77ZM83 198H84V197H83ZM83 198H82V200H83ZM87 198H88V197H87ZM126 198H127V197H126ZM143 198H144V197H143ZM208 198H209V197H208ZM208 198H206V199L210 202L211 200H209ZM221 198H222V197H221ZM239 198H240V197H239ZM243 198H244V197H243ZM3 199H4V198H3ZM31 199H32V198H31ZM56 199H57V198H56ZM79 199H81V198H79ZM129 199H130V198H129ZM133 199H134V198H133ZM136 199H137V198H136ZM146 199H147V197H146ZM166 199H167V198H166ZM174 199H175V198H174ZM192 199H194V198H192ZM222 199H224V198H222ZM241 199H242V198H241ZM10 200H11V199H10ZM34 200H35V199H34ZM41 200H42V199H41ZM41 200H40V201H41ZM52 200H53V199H52ZM119 200H121V199H119ZM137 200H138V201L141 200V197H140V199H137ZM148 200H149V199H148ZM152 200H154V199H152ZM155 200H156V199H155ZM177 200H178V199H177ZM183 200H184V199H183ZM185 200H186V199H185ZM215 200H217V198H216ZM224 200H226V199H224ZM246 200H247V199H246ZM20 201H21V200H20ZM29 201H30V200H29ZM87 201H88V200H87ZM133 201H134V200H133ZM138 201H137V202H138ZM157 201L159 202V200H157ZM193 201H195V200H193ZM200 201H201V200H200ZM200 201H199V202H200ZM220 201H221V200H220ZM244 201H245V200H244ZM10 202H11V201H10ZM90 202H91V201H90ZM90 202H89V203H90ZM102 202H103V201H102ZM105 202H106V200H105ZM112 202H114V201H112ZM118 202H119V201H118ZM118 202H117V203H118ZM137 202H136V203H137ZM167 202H168V201H167ZM171 202H173V201H171ZM180 202H181V201H180ZM187 202H188V200H187ZM246 202H247V201H245V203H246ZM6 203L8 204V202H6ZM27 203H28V202H27ZM99 203H100V202H99ZM110 203H111V202H110ZM150 203H151V202H150ZM154 203H155V202H154ZM161 203H162V202H161ZM165 203H166V202H165ZM189 203H190V201H189ZM221 203H222V202H221ZM221 203H220V204H221ZM228 203H229V201H228ZM228 203H227V204H228ZM230 203H231V202H230ZM249 203H250V202H249ZM2 204H3V203H2ZM33 204H34V203H33ZM41 204H42V202H41ZM86 204H87V203H86ZM93 204H94V203H93ZM95 204H96V203H95ZM103 204H105V203H103ZM111 204H112V203H111ZM158 204H159V203H158ZM190 204H191V203H190ZM197 204H198V202H197ZM207 204H208V203H207ZM231 204H232V203H231ZM239 204H241V203H239ZM17 205H18V204H17ZM20 205H21V204H20ZM20 205H19V206H20ZM25 205H26V204H25ZM29 205H31V204L29 203ZM70 205H71V204H70ZM78 205H79V204H78ZM81 205H82V204H81ZM114 205H115V204H114ZM117 205L119 206V203H118ZM122 205H124V204H122ZM133 205H134V204H133ZM138 205H140V203H138ZM175 205H176V204H175ZM209 205H210V204H209ZM221 205L223 206V204H221ZM2 206H3V205H2ZM37 206H38V205H37ZM71 206H72V205H71ZM88 206L91 207L90 204H89ZM136 206H137V205H136ZM136 206H135V207H136ZM148 206H149V205H148ZM153 206H154V205H153ZM153 206H152V207H153ZM161 206H162V205H161ZM173 206H174V204H173ZM182 206H183V205H182ZM200 206H201V205H200ZM215 206H216V205H215ZM217 206H218V205H217ZM224 206H225V205H224ZM17 207H18V206H17ZM25 207H26V206H25ZM35 207H36V206H35ZM35 207H34V208H35ZM76 207H77V206H76ZM80 207H81V206H80ZM111 207H112V206H111ZM113 207H114V206H113ZM139 207H140V206H139ZM144 207H145V206H144ZM144 207H143V208H144ZM146 207H147V206H146ZM155 207H156V206H155ZM158 207H159V206H158ZM170 207H171V206H170ZM170 207H169V208H170ZM174 207H175V206H174ZM192 207H193V206H192ZM201 207H202V206H201ZM212 207H213V206H212ZM219 207H220V206H219ZM229 207H230V206H229ZM233 207H234V206H233ZM5 208H6V207H5ZM12 208H13V207H10V210H11ZM18 208H19V207H18ZM77 208H78V207H77ZM101 208H104V207H101ZM114 208H115V207H114ZM137 208H138V207H137ZM153 208H154V207H153ZM159 208H160V207H159ZM163 208H164V207H163ZM172 208H173V207H172ZM6 209H8V207H7ZM20 209H21V208H20ZM22 209H23V208H22ZM25 209H26V208H25ZM31 209H32V208H31ZM38 209H39V208H38ZM116 209H117V208H116ZM133 209H134V207H133ZM135 209H136V208H135ZM139 209H140V208H139ZM141 209H142V208H141ZM147 209H148V208H147ZM160 209H161V208H160ZM179 209H180V208H179ZM181 209H182V207H181ZM225 209H226V208H225ZM235 209H237V208H235ZM1 210H3V209H1ZM23 210H24V209H23ZM28 210H30V208H28ZM28 210H27V211H28ZM39 210H40V209H39ZM62 210H63V208H62ZM69 210H70V209H69ZM75 210H76V208H75ZM83 210H84V209H83ZM93 210H94V209H93ZM98 210H99V209H98ZM163 210H164V209H163ZM182 210H184V209H182ZM187 210H188V209H187ZM211 210H212V209H211ZM220 210H221V209H220ZM11 211H12V210H11ZM11 211H10V212H11ZM15 211H16V210H15ZM21 211H22V210H21ZM27 211L24 210V212L26 213V216H27V214H28ZM34 211H35V210H34ZM80 211H81V208H80ZM136 211H137V210H136ZM142 211H143V210H142ZM197 211H198V210H197ZM201 211H203V210H201ZM205 211H206V209H205ZM213 211H214V210H213ZM253 211H254V210H253ZM4 212H5V210H4ZM7 212H9V211H7ZM87 212H88V211H87ZM87 212H86V213H87ZM109 212H110V211H109ZM138 212H139V211H138ZM155 212H156V211H155ZM175 212H176V211H175ZM185 212H186V211H185ZM249 212H251V211H249ZM249 212H248V213H249ZM254 212H255V211H254ZM31 213H33V212L31 211ZM31 213H30V214H31ZM38 213H39V212H38ZM76 213H77V212H76ZM88 213H89V212H88ZM140 213L142 214V212H140ZM160 213H161V212H160ZM179 213H180V212H179ZM232 213L234 214L235 212H232ZM241 213H242V212H241ZM8 214H9V213H8ZM36 214H37V213H35V216H38V215H39V214H38V215H36ZM141 214H140V215H141ZM143 214H144V213H143ZM156 214H157V213H156ZM182 214H183V213H182ZM182 214H181V215H182ZM186 214H187V213H186ZM192 214H193V212H192ZM200 214H202V213H200ZM213 214H214V213H213ZM251 214H252V213H251ZM12 215H14V214H12ZM16 215H17V214H16ZM16 215H14V216H16ZM24 215H25V214H24ZM33 215H34V214H33ZM68 215H69V214H68ZM81 215H83V213H81ZM130 215H131V214H130ZM162 215H163V214H162ZM169 215H171V213H170ZM189 215H190V212H189ZM189 215H188V216H189ZM195 215H196V214H195ZM205 215H206V214H205ZM214 215H215V214H214ZM219 215H220V214H219ZM224 215H225V214H224ZM227 215H229V214H227ZM248 215H250V214H248ZM252 215H253V214H252ZM259 215H260V214H259ZM259 215L257 214V216H256V214H255L256 219H257V217H258ZM261 215H262V214H261ZM5 216H6V215H5ZM10 216H11V215H10ZM26 216H25V217H26ZM50 216H51V215H50ZM70 216H72V215L70 214ZM87 216H88V215H87ZM127 216H128V215H127ZM141 216H142V215H141ZM156 216H157V215H156ZM165 216H166V215H165ZM173 216H174V215H173ZM175 216H176V215H175ZM183 216H184V215H183ZM185 216H186V215H185ZM192 216H193V215H192ZM209 216H211V215H209ZM231 216H233V215H231ZM234 216H235V215H234ZM253 216H254V215H253ZM6 217H7V216H6ZM30 217H31V215H30ZM72 217H73V216H72ZM75 217H76V216H75ZM75 217H73V218H75ZM109 217H110V216H109ZM115 217H116V216H115ZM115 217H114V218H115ZM163 217H164V216H163ZM168 217H169V216H168ZM168 217H166V218H168ZM195 217H196V216H195ZM212 217H213V216H212ZM220 217H221V216H220ZM240 217H241V216H240ZM240 217H239V218H240ZM261 217H263V215H262ZM13 218H14V217H13ZM36 218H37V217H36ZM39 218H40V217H39ZM85 218H86V217H85ZM112 218H113V217H112ZM131 218H133V217H131ZM179 218H180V217H179ZM179 218H177V219H179ZM187 218H188V217H187ZM203 218H204V216L202 217V220H203ZM214 218H215V217H214ZM222 218H223V217H222ZM234 218H235V217H234ZM26 219H27V218H26ZM40 219H41V218H40ZM40 219H37V220H40ZM71 219H72V218H71ZM96 219H97V218H96ZM122 219H123V218H122ZM129 219H130V217H129ZM136 219H137V218H136ZM162 219H163V218H162ZM168 219H169V218H168ZM195 219H196V218H195ZM215 219H216V218H215ZM217 219H218V217H217ZM260 219H261V218H260ZM93 220H94V219H93ZM102 220H103V219H102ZM102 220H101V221H102ZM125 220H126V219H125ZM133 220H134V219H133ZM133 220H132V221H133ZM141 220H142V219H141ZM148 220H149V219H148ZM163 220H164V219H163ZM189 220H190V219H189ZM192 220H193V218H192ZM204 220H205V219H204ZM234 220H235V219H234ZM257 220H258V222H259V219H257ZM5 221H9V220H5ZM47 221H48V220H47ZM72 221H75V220L73 219ZM135 221H136V220H135ZM156 221H157V220H156ZM172 221H173V220H172ZM181 221H182V220H181ZM198 221H199V219H198ZM198 221H197V222H198ZM240 221H242V220L240 219ZM10 222H11V221H10ZM16 222H18V220H17ZM76 222H77V221H76ZM88 222H89V221H88ZM96 222H97V221H96ZM111 222H112V221H111ZM122 222H123V221H122ZM142 222H143V221H142ZM144 222H145V221H144ZM152 222H153V221H152ZM152 222H151V223H152ZM175 222H176V221H175ZM178 222H179V220H178ZM184 222H185V221H184ZM195 222H196V221H195ZM215 222H216V221H215ZM229 222H230V221H229ZM237 222H238V221H237ZM246 222H247V221H246ZM256 222H257V221H256ZM258 222H257V223H258ZM260 222H262V221L260 220ZM35 223H37V222H35ZM40 223H41V221H40ZM44 223H45V221H44ZM49 223H51V222H49ZM77 223H78V222H77ZM101 223H102V222H101ZM103 223H104V222H103ZM112 223H113V222H112ZM112 223H111V224H112ZM120 223H121V222H120ZM124 223H125V222H124ZM129 223L131 224V221H129ZM187 223H188V222H187ZM190 223H191V221H190ZM204 223H205V222H204ZM206 223H207V222H206ZM224 223H225V222H224ZM242 223H243V222H242ZM262 223H263V222H262ZM42 224H43V223H42ZM45 224H47V223H45ZM67 224H68V223H67ZM67 224H66V225H67ZM113 224H114V223H113ZM118 224H119V223H118ZM143 224H145V223H143ZM149 224H150V223H147V225H149ZM162 224H163V223H162ZM188 224H189V223H188ZM192 224H193V223H192ZM240 224H241V223H240ZM244 224H245V221H244ZM263 224H264V223H263ZM87 225H89V224H87ZM87 225H85V227H86ZM94 225H95V224H94ZM102 225H103V224H102ZM104 225H105V224H104ZM121 225H122V224H121ZM138 225H139V224H138ZM176 225H177V224H176ZM180 225H181V223H180ZM203 225H205V224H203ZM256 225H257V224H256ZM258 225H261V224H258ZM2 226H3V223H2ZM4 226H5V225H4ZM15 226H16V225H15ZM67 226H68V225H67ZM107 226L109 227V225H107ZM153 226H154V225H153ZM166 226H167V224H166ZM185 226H186V225H185ZM195 226H196V225H195ZM221 226H222V225H221ZM243 226H244V225H243ZM261 226H262V225H261ZM71 227H72V226H71ZM81 227H82V226H81ZM81 227H80V228H81ZM103 227H105V226H103ZM108 227H107V228H108ZM110 227H111V226H110ZM115 227H116V226H115ZM125 227H126V226H123V229H124ZM134 227H135V226H134ZM172 227H173V226H172ZM174 227H175V226H174ZM179 227H180V226H179ZM182 227H184V226H182ZM200 227H202V226H200ZM217 227H218V226H217ZM247 227H248V225H247ZM247 227H246V228H247ZM262 227H263V226H262ZM262 227H260V228H262ZM16 228H17V226H16ZM41 228H42V227H41ZM105 228H106V227H105ZM105 228H104V229H105ZM111 228H112V227H111ZM118 228H122V227L120 226V227H118ZM135 228H136V227H135ZM150 228L153 229L152 227H150ZM223 228H224V227H223ZM223 228H221V229H223ZM246 228H245V229H246ZM257 228H258V227H257ZM28 229H29V228H28ZM66 229H67V228H66ZM82 229H83V228H81V230H82ZM113 229H114V228H113ZM127 229H128V228H127ZM127 229H126V230H127ZM129 229H130V228H129ZM144 229H145V228H144ZM148 229H149V227H148ZM151 229H149V230L152 231ZM157 229H158V228H157ZM165 229H167V228H165ZM165 229H164V230H165ZM168 229H171V227L168 228ZM168 229H167V230H168ZM173 229H174V228H173ZM179 229H180V228H179ZM185 229H186V228H185ZM189 229H190V228H189ZM231 229H232V228H231ZM240 229H241V228H240ZM258 229H259V228H258ZM7 230H8V229H7ZM75 230H76V229H75ZM83 230H84V229H83ZM92 230H93V229H92ZM96 230H98V229L96 228ZM105 230H106V229H105ZM115 230H116V229H115ZM121 230H122V229H121ZM131 230H132V229H131ZM134 230H135V229H134ZM146 230H147V229H146ZM176 230H177V229H176ZM190 230H191V229H190ZM192 230H193V229H192ZM201 230H202V229H201ZM201 230H199V234H200V231H201ZM203 230H204V229H203ZM209 230H210V229H209ZM224 230H225V229H224ZM246 230H247V229H246ZM259 230H260V229H259ZM261 230H262V229H261ZM37 231H38V229H37ZM55 231H56V230H55ZM55 231H54V232H55ZM71 231H72V232H75V231H73V229H72ZM101 231H102V230H101ZM242 231H243V230H242ZM32 232L34 233V232H36V231L34 230V231H32ZM92 232H96V231H92ZM104 232H105V231H104ZM106 232H107V231H106ZM108 232H109V231H108ZM125 232H127V231H125ZM152 232H153V231H152ZM171 232H173V231H171ZM196 232H197V231H196ZM204 232H207V231L205 230ZM204 232H203V233H204ZM249 232H250V231H249ZM251 232H254V231L251 230ZM258 232H259V231H258ZM260 232H262V231H260ZM3 233H4V232L0 233V235L3 234ZM29 233H30V231H29ZM56 233H57V232H56ZM59 233H60V232H59ZM127 233L130 234L131 232H127ZM133 233H134V232H133ZM140 233H141V231H140ZM211 233H212V232H211ZM220 233H222V232H220ZM226 233H227V232H226ZM255 233H257V232H255ZM5 234H6V232H5ZM30 234H31V233H30ZM47 234H48V232H47ZM60 234H61V233H60ZM75 234H76V233H75ZM83 234H84V233H83ZM105 234H106V233H105ZM137 234H138V231H137ZM143 234H144V233H143ZM153 234H154V233H153ZM172 234H173V233H172ZM176 234H177V233H176ZM199 234H198V235H199ZM244 234H245V233H244ZM250 234H251V233H250ZM262 234H263V233H262ZM262 234H261V235H262ZM6 235H7V234H6ZM6 235H5V236H6ZM99 235H100V234H99ZM99 235H98V236H99ZM126 235H127V234H126ZM144 235H145V234H144ZM186 235H187V234H186ZM200 235H201V234H200ZM211 235H212V234H211ZM251 235H252V234H251ZM251 235H249V236H251ZM253 235H255V234H253ZM256 235H257V234H256ZM259 235H260V234H259ZM1 236H2V235H1ZM29 236H30V235H29ZM37 236H39V235H37ZM78 236H79V235H78ZM86 236H87V235H86ZM101 236H102V235H101ZM109 236H110V235H109ZM113 236H115V235L113 234ZM131 236H133L132 233H131ZM140 236H141V235H140ZM145 236H146V235H145ZM147 236H148V235H147ZM147 236H146V237H147ZM155 236H156V234H155ZM155 236H153V237H155ZM170 236H171V235H170ZM175 236H176V235H175ZM217 236H218V235H217ZM217 236H216V237H217ZM226 236H228V234H227ZM257 236H258V235H257ZM257 236H255V237H257ZM6 237H7V236H6ZM110 237H111V236H110ZM134 237H135V235H134ZM136 237H137V236H136ZM149 237H150V236H149ZM151 237H152V236H151ZM156 237H157V236H156ZM156 237H155V238H156ZM159 237H160V236H159ZM162 237H163V236H162ZM182 237H183V236H182ZM205 237H206V236H205ZM216 237H215V239H216ZM219 237H220V236H219ZM237 237H238V236H237ZM260 237H262V236H260ZM0 238H1V237H0ZM7 238H8V237H7ZM9 238H10V236H9ZM9 238H8V239H9ZM58 238H59V237H58ZM64 238H65V237H64ZM82 238H83V237H82ZM90 238L92 239L93 237H90ZM94 238H95V237H94ZM111 238H112V237H111ZM111 238H110V239H111ZM144 238H145V237H144ZM144 238H143V239H144ZM163 238H164V237H163ZM165 238H166V237H165ZM178 238H179V237H178ZM196 238H197V237H196ZM203 238H204V237H203ZM208 238H209V236H208ZM211 238H212V237H211ZM211 238H210L209 240H212ZM246 238H247V236H246ZM246 238H245V239H246ZM248 238H249V237H248ZM253 238H254V236H253ZM262 238H263V237H262ZM69 239H70V238H69ZM105 239H106V238H105ZM126 239H128V238H126ZM132 239H133V238H132ZM148 239H149L150 242H151V239H153V238H151V239L148 238ZM156 239H157V238H156ZM158 239H159V238H158ZM158 239H157V240H158ZM183 239H184V237H183ZM199 239H200V237H199ZM204 239H205V238H204ZM245 239H244V240H245ZM66 240H67V238H66ZM73 240H74V239H73ZM95 240L97 241L98 239L95 238ZM101 240H102V239H101ZM113 240H114V239H113ZM181 240H182V239H181ZM189 240H191V239H189ZM189 240H188V241H189ZM251 240H252V237H251ZM255 240H256V239H255ZM261 240H262V239H261ZM68 241H69V240H68ZM74 241H75V240H74ZM98 241H99V240H98ZM107 241H108V240H107ZM114 241H115V240H114ZM123 241H125V240H123ZM123 241H122L121 243H123ZM136 241H137V240H136ZM152 241H153V240H152ZM184 241H185V240H184ZM222 241H223V240H222ZM222 241H221V242H222ZM231 241H232V240H231ZM231 241H230V242H231ZM252 241H253V240H252ZM41 242H42V241H41ZM49 242H50V241H49ZM105 242H106V241H105ZM117 242H118V241H117ZM119 242H120V241H119ZM119 242H118V243H119ZM215 242H216V241H215ZM227 242H228V241H227ZM230 242H228V243H230ZM253 242H255V241H253ZM67 243H68V242H67ZM67 243H66V245H67V246L69 245L68 247H70V244H67ZM82 243H83V242H82ZM115 243H116V242H115ZM115 243L113 242V244H115ZM153 243H154V242H153ZM156 243L158 244V242H156ZM185 243H186V242H185ZM190 243H192V242H190ZM213 243H214V242H213ZM213 243H211V244H213ZM216 243H217V242H216ZM219 243H220V242H219ZM247 243H248V242H247ZM61 244L63 245V243H61ZM107 244H108V242H107ZM113 244L111 243V245H113ZM119 244H120V243H119ZM130 244H131V242H130ZM132 244H133V243H132ZM139 244H141V243H139ZM166 244H167V243H166ZM177 244H178V243H177ZM186 244H187V243H186ZM194 244H195V243H194ZM194 244H193V245H194ZM199 244H200V243H199ZM205 244H209V241H208V243H207V241H206ZM217 244H218V243H217ZM224 244H225V241H224ZM230 244H231V243H230ZM249 244H250V243H249ZM46 245H47V244H46ZM149 245H150V244H149ZM158 245H159V244H158ZM158 245H157V246H158ZM163 245H164V244H163ZM181 245H182V244H181ZM195 245H197V244H195ZM220 245H221V244H220ZM234 245H237V244H234ZM144 246L146 247V245H144ZM161 246H162V245H161ZM166 246H167V245H166ZM176 246H177V245H176ZM176 246H175V247H176ZM183 246H185V245L183 244ZM190 246H191V245H190ZM199 246H200V248H201V245H199ZM199 246H198V247H199ZM222 246H224V245H222ZM225 246H227V245H225ZM229 246H230V245H229ZM237 246H238V245H237ZM246 246H247V244H246ZM249 246H250V245H248V247H249ZM38 247H39V246H38ZM46 247H49V246H46ZM65 247H66V246H65ZM73 247H74V246H73ZM73 247H72V248H73ZM112 247H113V246H112ZM117 247H118V246H117ZM147 247H148V246H147ZM158 247H159V246H158ZM187 247H189V245H187ZM215 247H216V246H215ZM215 247H214V248H215ZM218 247L221 249L220 246H218ZM218 247H217V248H218ZM227 247H228V246H227ZM234 247H235V246H234ZM240 247H241V245H240ZM16 248H17V247H16ZM58 248H60V247H58ZM75 248H76V247H75ZM79 248H80V247H79ZM114 248H116V247H114ZM132 248H134V247H132ZM139 248H140V246H139ZM184 248H185V247H184ZM184 248H183V249H184ZM193 248H194V247H193ZM212 248H213V247H212ZM224 248H225V247H224ZM230 248H231V247H230ZM243 248H244V247H243ZM55 249H56V248H55ZM63 249H64V246H63ZM63 249H62V251H65V250H66V249H65V250H63ZM135 249H136V248H135ZM148 249H150V248H148ZM151 249H152V248H151ZM151 249H150V250H151ZM179 249H181V248H179ZM179 249H178V251H179ZM202 249H203V248H202ZM204 249H205V248H204ZM204 249H203V250H204ZM220 249H219V250H216V249H215V250H214V249L209 250V249H208V250H209V251H208V254L205 253V255H204V257H205V259H206V260H205L206 264H220V263H222V262H223L224 260H226V259H227L228 261H230V263H232V264H237V263H238V261H237V256H238V255L235 256L234 253L231 252L229 249H225V250H223V249L220 250ZM249 249H250V248H249ZM60 250H61V248H60ZM72 250H73V249H72ZM84 250H86V249H84ZM145 250H146V249H145ZM157 250H160V248L157 249ZM161 250H162V249H161ZM163 250H165V249H163ZM190 250H191V248H190ZM194 250H195V249H194ZM194 250H193V251H194ZM198 250H199V249H198ZM200 250H201V249H200ZM200 250H199V252H200ZM203 250L200 252V254L203 252ZM234 250H235V249H234ZM14 251H15V250H14ZM14 251H13V252H14ZM49 251H50V250H49ZM54 251H55V250H54ZM57 251H58V250H57ZM70 251H71V250H70ZM82 251H83V250H82ZM82 251H81V252H82ZM129 251H131V250H129ZM135 251H136V250H135ZM147 251H148V250H147ZM154 251H155V250H154ZM185 251H186V250H184V252H185ZM187 251H188V250H187ZM191 251H192V250H191ZM206 251H207V250H206ZM238 251H240V250H238ZM13 252H12V253H13ZM55 252H56V251H55ZM59 252H60V251H59ZM132 252H133V251H132ZM138 252H140V251H138ZM168 252H169V250H168ZM176 252H177V251H176ZM199 252H198V253H199ZM251 252H252V251H251ZM16 253H17V252H16ZM64 253H65V252H64ZM88 253H89V252H88ZM109 253H110V252H109ZM154 253H155V252H154ZM161 253H162V252H161ZM164 253H166V252H164ZM172 253H173V252H172ZM174 253H175V251H174ZM187 253H188V252H187ZM190 253H191V252H190ZM195 253H197V251H196ZM198 253H197V254H198ZM241 253H242V252H241ZM254 253H255V252H253V254H254ZM3 254H4V253H3ZM60 254H61V253H60ZM85 254H87V252H86ZM129 254H130V253H129ZM132 254H133V253H132ZM138 254H139V253H138ZM138 254H137V255H138ZM141 254H142V252H141ZM155 254H156V253H155ZM176 254H180V253L177 252ZM176 254H175V257L177 256ZM181 254H182V251H181ZM246 254H247V253H246ZM257 254H258V253H257ZM257 254L255 253V256H256ZM0 255H1V254H0ZM14 255H15V258L17 259L16 254H14ZM31 255H32V254H31ZM62 255H63V254H61V256H62ZM87 255H88V254H87ZM116 255H117V254H116ZM156 255H157V254H156ZM156 255H155V256H156ZM158 255H159V254H158ZM165 255H166V254H165ZM242 255H243V254H242ZM250 255L252 256V254H250ZM56 256H57V255H56ZM73 256H75V255H73ZM94 256H95V255H94ZM118 256H119V255H118ZM147 256H148V255H147ZM160 256H162V255H160ZM168 256H171V257L173 258V255H170V254H169ZM185 256H186V255H185ZM199 256L201 257V255H199ZM33 257H34V256H33ZM58 257H60V256H58ZM100 257H101V256H100ZM125 257H126V256H125ZM144 257H145V256H144ZM175 257H174V258H175ZM179 257H180V255H178V258H179ZM186 257H187V256H186ZM186 257H185V258H186ZM195 257H196V256H195ZM243 257H244V256H243ZM243 257L241 256V258H243ZM257 257H258V256H257ZM25 258H26V257H25ZM73 258H74V257H73ZM87 258H88V257H87ZM101 258H102V257H101ZM111 258H113V257H111ZM131 258H132V257H131ZM139 258L142 259V257H139ZM147 258H149V257H147ZM153 258H154V257H153ZM160 258H161V257H160ZM168 258H169V257H168ZM176 258H177V257H176ZM178 258H177V259H178ZM182 258H183V257H182ZM12 259H13V258H12ZM18 259H19V258H18ZM61 259H62V258H61ZM82 259L85 260L83 257H82ZM106 259H108V258L106 257ZM109 259H110V258H109ZM114 259H115V258H114ZM126 259H127V258H126ZM132 259H134V258H132ZM141 259H140V260H141ZM180 259H181V257H180ZM180 259H179V260H180ZM197 259H198V258H197ZM200 259H201V258H200ZM252 259H253V258H252ZM26 260H27V259H26ZM47 260H48V259H47ZM115 260H117V259H115ZM134 260H135V259H134ZM170 260H171V259H170ZM173 260H174V259H173ZM175 260H176V259H175ZM179 260H178V262H179ZM182 260H183V259H181V261H182ZM191 260H192V259H191ZM227 260H226V261H227ZM239 260H241V259H239ZM13 261H15V260L13 259ZM50 261H51V258H50ZM61 261H62V260H61ZM85 261H86V260H85ZM87 261H88V260H87ZM89 261H90V260H89ZM118 261H119V260H118ZM144 261H145V260H144ZM158 261H159V259H158ZM158 261H157V263H158ZM164 261H165V259H164ZM186 261H187V260H186ZM186 261H184V262L186 263ZM192 261H194V260H192ZM252 261H253V260H252ZM45 262H46V261H45ZM52 262H53V261H52ZM59 262H60V261H59ZM92 262L95 263V261H92ZM108 262H110V261H108ZM115 262H116V261H115ZM115 262H114V263H115ZM136 262H137V261H136ZM146 262H147V261H146ZM148 262H149V261H148ZM159 262H160V261H159ZM172 262L174 263V261H172ZM172 262H171V263H172ZM190 262H191V261H190ZM196 262H197V261H196ZM203 262H204V261H203ZM242 262H244V259H243ZM256 262H257V261H256ZM11 263H12V262H11ZM13 263H14V262H13ZM25 263H26V262H25ZM56 263H57V261H56ZM84 263H85V262H84ZM151 263H152V262H151ZM160 263H161V262H160ZM160 263H158V264H160ZM171 263H169V264H171ZM173 263H172V264H173ZM223 263H224V262H223ZM227 263H228V262H227ZM254 263H255V262H254ZM257 263H258V262H257ZM22 264H24V263H22ZM52 264H53V263H52ZM71 264H72V263H71ZM82 264H83V263H82ZM96 264H97V263H96ZM130 264H132V263H130ZM136 264H137V263H136ZM154 264H155V263H154ZM175 264H176V263H175ZM179 264H180V263H179ZM182 264H183V263H182ZM194 264H195V263H194ZM197 264H198V263H197ZM201 264H202V263H201ZM224 264H225V263H224ZM255 264H256V263H255Z\"/></svg>", "mask_w": 264, "mask_h": 264}]
</instances>
